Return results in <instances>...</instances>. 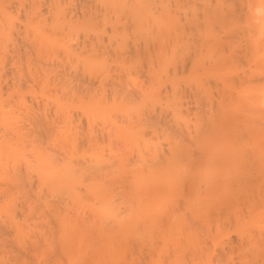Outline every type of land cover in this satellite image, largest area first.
<instances>
[{"label":"rangeland","instance_id":"1","mask_svg":"<svg viewBox=\"0 0 264 264\" xmlns=\"http://www.w3.org/2000/svg\"><path fill=\"white\" fill-rule=\"evenodd\" d=\"M3 1V2H2ZM4 1H6V0H1V2H0V7H7V10H8V7H9V9H10V6L12 7V5L14 6V8L13 9H15V6H17L16 8L17 9H15V10H13L12 8V10H13V12L12 11H7V10H4V8H0V15L2 14V18L0 17V20L2 21H4V23L2 24V22L0 21V25L2 26V28L4 29V30H2V28L0 29V35L2 36V34H3V36H2V39L0 38V52L2 51L4 54H6V52H7V56L6 55H4L5 56V58L6 59H8V57H9V53L11 52V51H13L12 49L13 48H15V45L17 44V49H22V46L21 45H23V43L21 42V41H25L24 42V45H25V43H26V45H27V39L28 40H30L31 41V39H32V37H35V35H36V29H38V27H42V26H39L38 25V23H37V25H36V22H34L33 23V21L31 20V22L33 23H31V25H36V26H38V27H36L35 26V28H34V26L32 27L31 25H30V23H29V25H28V22H30V19H32V15H30V14H32L31 12H33V10H34V13H36L37 14V12H35L36 10L38 11L39 10V8L37 9V7H40V5L42 4V2H43V5H42V10H43V7L45 6V4H47L46 2V0H45V2L43 1V0H41L42 2H40L41 4L39 5V2L38 1H35L36 2V5L38 4L39 6H36V5H34V3L32 2V0H28L29 1V3H28V1L26 0V2H25V0H17V1H19L18 3H17V5H16V3L15 4H13L12 2H13V0L10 2L9 0H7L8 1V3H4ZM16 1V0H15ZM16 1V2H17ZM40 1V0H39ZM89 1H95V0H89ZM189 1V0H188ZM206 1V0H205ZM204 1V2H205ZM208 1H210V4H212V0H208ZM221 1V0H220ZM219 1V2H220ZM223 1V0H222ZM220 2V3H218V2H215V3H213L212 5H214L215 7H212V5H209V3L208 4H205L204 2H203V0H198L196 3H200V2H203V4L202 5H206V7L205 6H203L204 7V13L201 11V10H203V7H201V4H194V6L195 5H198L200 8H201V10H199V9H197V10H199V11H197L196 9V14H197V12L198 13H200L201 14V12L203 13V14H201V16L202 15H204L203 16V18H205V17H207V15L210 17V19L211 18H213V20L211 21V22H209V23H211V24H208V21L210 20L208 17V20L205 18V19H203L202 18V20H199V19H201V18H199L200 17V14H199V17H197L198 15H194L193 14V12H194V10H193V12L191 11V9H190V7H189V3H186V4H188V5H185L184 3H183V0H177L176 1V7H175V5L173 6H171V9H172V15H173V17H175V18H177V19H179V21H180V23H181V25L183 24H185V27H186V25L188 24L189 25V27H191V30L190 29H188V31H189V33H187V31L183 28L184 26L182 25V28L184 29V31H183V29H182V37L184 38V36H185V38H187V39H185V40H187V41H184V43H186V44H184V45H181V47L180 48H178L179 50H176L175 52H174V54L173 55H171L170 53H168V56H169V59L167 60V62L166 63H168V66H167V68L169 69V74L168 75H170L172 72V67L173 66H177V68L179 67V63H180V60L183 58V57H186V55H189L190 56V59L192 58V62L189 64L190 66V68H187V66H188V64H186L185 65V68H184V70L183 71H181L179 68V70L180 71H177L178 69L176 68V71H175V74H171V77L167 80V81H163L165 84L164 85H167L168 87L170 86V88L172 87L174 90H176V92H175V102L173 103V106L171 105L172 104V101L174 100H170V102H171V104L169 105V108H171V110H170V112H172V108H174V110L173 111H175V109H176V111H175V113H177V114H175V115H177V116H175V121H173V122H175V123H173V124H175L176 125V128H177V131L179 130L180 132V134H179V136H178V134H177V138H180L181 137V139L184 141H181V142H183V143H185L186 141H188V145L191 143V141H192V143L191 144H193V145H191V146H189V148L190 149H194V151L196 152L197 151V149H199V147H197V145L195 144L194 145V141L193 140H195L194 138H196V130H197V126H199L200 124H201V122H203V121H201V120H204V118L206 117L207 119H210V117H212L211 119H214L215 121H217V120H219V119H222V117L223 116H225V119H226V117H227V119H228V117L229 118H234L235 117V114H236V109L235 108H237L236 107V96H237V83H236V73H237V66H236V55H235V38H236V35H237V26H238V24L237 23H239L238 21V16L236 17V15H238L240 12L241 13H243V10H245L244 12H246V10H248V8L246 9V7H245V9H243L244 7H242V8H240V6L241 5H238V3H240L239 2V0H230L231 1V3L229 2V0H225V2L223 1V2ZM234 1L235 2H238V3H235L234 4ZM245 1V0H244ZM21 2H22V4L24 3V4H28V6H32V5H34V6H32L31 8L30 7H28L27 5H24L23 4V8L22 7H20L21 9H23V11L25 12V10L27 9V8H25L24 9V7H28V8H30V9H28V10H26V12L28 11V17H29V21H25V20H28V18H27V16L26 15H24V14H26V13H22V15H20V17H18V15L17 14H21V12H23L22 10L20 11V8H19V10H18V7L20 6V5H22L21 4ZM31 2V3H30ZM74 2H76V0H74ZM153 2V4L151 5V8L154 10L155 8H154V6L155 5H159L160 3H159V1H152ZM193 2V1H192ZM194 2H195V0H194ZM193 2V3H194ZM12 3V4H11ZM33 3V4H32ZM45 3V4H44ZM191 3V2H190ZM217 3H218V5H217ZM5 4V5H4ZM18 4H20L19 6H18ZM30 4H32V5H30ZM221 4V8L219 9V5ZM224 4V5H223ZM231 4V5H230ZM3 5V6H2ZM207 5H209V6H211V10H212V8L214 9V11H215V14H213V12L212 11H210V12H208V10L210 9ZM233 5H235V6H233ZM264 5V4H263ZM46 6H48V4L46 5ZM45 6V7H46ZM193 6V5H192ZM191 6V7H192ZM194 6L192 7V8H194ZM225 8H224V7ZM228 6H230V7H228ZM256 6V5H255ZM255 6L253 7L254 9H255ZM44 7V8H45ZM189 7V8H188ZM33 8H35V9H33ZM41 8V7H40ZM174 8L176 9V11L174 10ZM195 8H198V7H196L195 6ZM208 9L207 11L205 10V9ZM224 8V9H223ZM242 10H240V9ZM259 8V7H258ZM32 9V10H31ZM217 9H219V13L220 14H222V18H220L221 16H220V14L219 13H217L216 12V10ZM222 9V10H221ZM230 11H229V10ZM232 9L234 10V13L232 12V14H233V16H231L232 14L230 13L231 11H232ZM256 9H257V7H256ZM45 10H47L48 11V7H47V9L45 8ZM151 10V9H150ZM152 10V11H153ZM227 11V17H228V20H229V22L227 21V19H225L224 21H225V23H224V21L222 20V19H224V18H226V17H224V14H226V12L224 13V11ZM6 11L8 12V14L10 15L11 14V16H9L7 13H6ZM15 11V12H14ZM20 11V12H19ZM40 11V10H39ZM46 11V12H47ZM148 11H149V9H148ZM147 11V13H149L150 14V12H148ZM151 11V12H152ZM201 11V12H200ZM239 11V12H238ZM17 12H19V13H17ZM41 12V11H40ZM191 12H192V15H191ZM211 12H212V14L213 15H216V17L217 18H215V16H213V15H211ZM16 13V14H15ZM41 13H44L45 14V11L44 12H41ZM52 13V14H51ZM51 13L49 14V13H46L47 15L49 14V15H52V17L51 16H47V15H44L45 17H47V19L49 20V21H51L52 20V18H53V16H54V14H53V10L51 11ZM146 13V14H147ZM238 13V14H237ZM3 14H6V20H5V17H4V15ZM149 14H148V16H149ZM183 14H185L186 15V17H189V16H187V15H190L191 17H193V15H194V18H191L190 20H191V22L190 23H192V24H190L189 22H187V24H186V21L185 20H189V18H184L183 16ZM219 14V15H218ZM23 16V17H22ZM25 16V17H24ZM230 16V17H229ZM7 17H8V19L9 18H16L17 17V19H18V21L15 19H9L11 22L12 21H16V24H15V26L17 25V22L19 23L18 25L19 26H21V24H20V20L21 21H24L22 24H25V22H26V24L28 25H24L26 28L27 27H31V29L30 28H28V29H30V32H28V35L26 34L27 32H26V30H25V32H24V28H19L18 26H16V27H18V28H16V27H14V23L12 22V24L11 23H9L10 21H8L7 20ZM23 19H25V20H23ZM43 17V16H42ZM51 19H49V18ZM152 17V16H151ZM219 17V18H218ZM147 18H150V17H145L144 18V20L142 21V27L144 26V21L146 22L147 20L151 23L152 22V20L151 19H147ZM197 18V19H196ZM199 18V19H198ZM231 18V19H230ZM20 19V20H19ZM78 19V18H77ZM76 19V20H77ZM79 19H81V18H79ZM79 19H78V22H75V23H73L74 24V27L76 26L77 27V29L81 32L83 29H84V31H85V29H87L86 31H87V33H88V28H91V29H93L92 27H88L87 28V26L85 27V28H82V26H81V23L79 24ZM147 19V20H146ZM185 19V20H184ZM192 19H194V21H195V24H193L194 22H193V20ZM48 20H46L47 21V23H45V25H46V27H50V26H48V25H50V24H48ZM67 20V19H66ZM75 20V19H74ZM74 20L72 21V22H74ZM75 20V21H76ZM203 20H204V22H203ZM34 21H35V19H34ZM98 21V20H97ZM148 21L145 23L146 24V26H148V25H151L150 23H148ZM183 21L185 22V23H183ZM199 21H200V23H199ZM222 21H223V24H222ZM226 21L228 22V23H226ZM5 22H6V24H5ZM7 22L9 23L8 25H10V28L12 27V30H13V27L15 28L14 30L15 31H11L10 30V28L8 27V25H7ZM41 22H43V21H41ZM45 22V21H44ZM43 22V23H44ZM66 21H64V26H63V29L67 26L66 24H69V23H65ZM202 22V23H201ZM213 22V23H212ZM43 23H41V25L43 24ZM100 24L102 23L101 22V20H100V22H99ZM99 23H97V27H99L98 29H100V26L98 25ZM111 22H109L108 23V21H107V24H105V26H107L108 27V32H111V28L109 27V26H111V24H110ZM174 23H175V25H174V27H177V23H176V19L174 20ZM199 23V24H198ZM207 23V24H206ZM230 23V24H229ZM5 24V25H4ZM48 24V25H47ZM77 24V25H76ZM81 26V28L79 27V25ZM108 24H109V26H108ZM148 24V25H147ZM205 24H206V26H205ZM7 25V26H6ZM13 25V26H12ZM45 25H43V27L42 28H45V30H46V27H44ZM93 25H95V24H93ZM188 25H187V27H188ZM198 25V26H197ZM202 27H201V26ZM209 25V26H208ZM223 25V26H222ZM0 26V27H1ZM6 27V28H4V27ZM102 26H104V22H103V24H102ZM105 26H104V28H105ZM204 26V27H203ZM208 26V28L206 29V27ZM228 26V27H227ZM73 27V29L75 30L76 29V27L74 28ZM95 29L97 28L96 27V25L95 26H93ZM186 27V28H187ZM194 27V28H193ZM204 28V29H201V28ZM237 27V28H236ZM9 30H8V29ZM33 28V29H32ZM48 28H47V30L46 31H49L48 30ZM51 28V27H50ZM67 28V31L66 30H63L62 32H64L63 33V36H61V35H58V37H57V34L58 33H54L53 34V32H51V30L49 31V32H51L50 34H52L53 36H54V38H53V36L52 35H47L48 37L49 36H51V37H49L50 39V41H52L53 42V40L56 42V43H52V42H49V44L47 43L48 41H46L45 43H46V45H48V48H50V45H52L51 46V48L50 49H47V48H45V46H43V48L45 49V52H47L48 53V50H51L48 54L47 53H44V50H43V52H42V55H43V57L45 58H43V62H44V65H45V63L48 61V55L51 53V52H53L51 55L52 56H56L55 58H57V60L58 59H64L65 57V59H69V54L71 55V54H73V56H71L70 58L71 59H73V57H74V59H75V57L77 56V54H79L78 53V51H80V49L83 51V49L85 48V47H83L82 48V45L80 46V49L79 50H77L76 49V46H79V45H77V44H75V43H77L76 41L77 40H84V38H80L79 36H81L82 34L85 36L86 35V31L83 33V32H81V35H79L80 33H78V35H77V33H75L76 32V30H75V32H74V30L73 29H71L70 28V30H69V28H68V26L66 27ZM65 28V29H66ZM102 28V27H101ZM110 28V29H109ZM145 29L147 28V27H144ZM195 28H200V30L202 31V30H204V31H202V33H203V36L204 35H206V36H204V38H206L205 40H204V44H200V45H198L197 43L199 42L197 39L195 40V39H193L194 37L195 38H197V32H196V30L197 29H195ZM5 29H6V31H5ZM16 29H20L19 31H22L21 32V35H19V36H22L23 38H24V36L22 35V33L25 35V36H27L28 38H26V40L25 39H20V38H18V35H16V37H14L15 35H14V32L15 33H17V30ZM80 29H82V30H80ZM98 29H97V31H95V32H98ZM106 29V28H105ZM104 29V30H105ZM131 29V28H130ZM130 29H127V30H129L130 31ZM143 29V28H142ZM141 29V30H142ZM145 29H143V31L145 30ZM147 29H149V28H147ZM193 29H194V31H195V33H194V31H193ZM206 29V30H205ZM33 30V31H32ZM34 30H35V32H34ZM69 30V31H68ZM90 30V29H89ZM102 30H103V28H102ZM101 30V31H102ZM103 30V31H104ZM107 30V29H106ZM120 30V29H119ZM133 30V29H132ZM2 31L5 33V36H4V33H2ZM9 31H10V33H9ZM18 31V33L20 34V32ZM28 31V30H27ZM31 31H32V33H31ZM66 31V32H65ZM91 31V30H90ZM186 31V35H185V33H183V32H185ZM208 31H209V33H208ZM13 32V33H12ZM49 32H47V33H49ZM58 32V31H57ZM62 32L60 31L59 33L60 34H62ZM68 32H70V35H69V33ZM78 32V31H77ZM94 32V30H92V32H89L88 34H89V37H91L92 36V34H91V36H90V33H93ZM108 32H106V34L108 33ZM126 32V34L127 33H129V32H127V31H125ZM134 32V31H133ZM133 32H131L130 31V35H132L134 38H135V35L137 34H134ZM146 32H148L147 30H145V33ZM191 32H193V35L192 34H190ZM8 33V34H7ZM17 33V34H18ZM118 33H121V32H118ZM134 35H133V34ZM12 35V36H10V35ZM87 34V35H88ZM116 34V33H115ZM129 34H127V35H129ZM143 33H141V35H142ZM192 35V36H190V35ZM10 36V37H12V39L13 38H17V41H18V39L20 40V41H18V43L16 42V41H14V42H16V43H12V41L13 40H15V39H11V41H9V42H11L12 44H13V46H12V44H11V46H12V48H11V46H9V44H8V42L6 43V42H4V41H8V40H10V38L8 39V37L7 36ZM30 35H32V37L30 36ZM67 35H68V37H70L71 35H72V39L75 41V43L73 44L72 43V39L71 38H69L70 39V42H68V38H67ZM73 35H74V38L75 37H78V39H74L73 38ZM77 35V36H76ZM82 35V37H84ZM87 35L85 36L86 38H85V40H86V42H87V44H88V37H87ZM95 36H96V34H94ZM101 35V34H100ZM105 35V34H104ZM104 35H102V36H104ZM125 34L123 33L122 34V36L123 37H125L124 39H126V38H128L126 35L124 36ZM130 35H129V37H130ZM146 35V34H145ZM187 35H189V36H187ZM208 35V36H207ZM29 36H30V38H29ZM64 36H66L65 38H64ZM98 34H97V36L95 37L96 39H97V41L99 42V41H103V37H102V39H99L100 38V36H99V38H98ZM108 36H111V33H110V35H108ZM113 36V35H112ZM115 36V35H114ZM118 36V35H117ZM117 36H115V37H111L112 39H109V42H110V40H111V42H113V45L115 46V44H114V41H112L113 40V38H115L116 39V37ZM121 36V37H122ZM131 36V37H132ZM138 35H136V37H137ZM143 36V35H142ZM187 36V37H186ZM5 37V38H4ZM59 37H61V39H63V42H62V40L59 38ZM63 37V38H62ZM92 37H94V36H92ZM91 37V40L89 41V44L88 45H90V46H92L93 44H94V42H93V40L92 39H94V38H92ZM145 37V36H144ZM189 37L192 39V41H193V43H192V41L191 40H189L188 41V39H189ZM52 38H53V40H52ZM59 38V40H61L60 41V43H61V45H63V48H62V46L60 45V43L59 42H57L58 40L57 39ZM80 38V39H79ZM104 38H105V36H104ZM118 38H120L119 36L117 37V39H116V44L118 43V42H124L123 41V38H121V39H118ZM134 38L131 40L130 39V41L132 42L133 40H134ZM143 38V37H142ZM65 39V40H64ZM90 39V38H89ZM99 39V40H98ZM107 39H108V37H106V42H107ZM136 39V38H135ZM2 40V41H1ZM67 40V41H66ZM128 40V39H127ZM30 41H28V42H30ZM33 41V40H32ZM30 42L28 45H29V48H31V45H32V43H34V42ZM73 41V42H74ZM93 42V44L91 45L90 44V42ZM95 41V40H94ZM118 41V42H117ZM191 41V42H190ZM216 41H217V43H216ZM6 43L5 45H4V43ZM19 42H21L22 44L20 45V43ZM65 42H66V45H65ZM68 42V43H67ZM80 42V41H79ZM86 42H85V44H86ZM96 42V41H95ZM101 42H100V44H101ZM127 42H129V40L127 41ZM126 42V44L125 43H123V45H122V43L121 44H119L120 45V50L119 49H115L116 51H114L113 50V48H112V43H108V45L109 44H111L110 46H108V48H112V49H110L109 51H114L113 52V54L116 52V53H118V51H121V52H123V50L126 48V46H128V45H130L131 46V43L129 42V44ZM212 42H214V44L212 43ZM3 43V44H2ZM58 43V44H57ZM70 43V44H69ZM97 43V42H96ZM94 44L93 46H95L96 45V48H97V46L98 45H100V44ZM103 44H104V48H105V44H107V43H105V41L104 42H102ZM133 43V42H132ZM8 44V45H7ZM31 44V45H30ZM56 44H57V46H56ZM67 44H69L70 45V48L71 49H69V46L67 45ZM73 44V46H71ZM215 44H217V45H215ZM18 45H19V48H18ZM28 45H27V49H24V46H23V50L24 51H20V52H24V54L26 55V53H27V55L29 56V54L28 53H30V55H35V53H37L35 50V46H36V44H33V48H31V49H34V50H28L29 48H28ZM35 45V46H34ZM55 46V48H57V49H55L54 48V46ZM58 45H59V48H58ZM75 45V46H74ZM124 45H126L125 46V48L123 49V50H121L122 48H123V46ZM8 46H9V48H10V50L9 49H7L8 48ZM60 46H61V48L62 49H60ZM86 46V45H85ZM90 46H89V49H87L88 48V46H86V49H84V51H85V54H83L82 53V51H81V53L79 54V55H82V56H84V55H87L88 53H89V55L91 56L92 54H94V52L91 54V52H88V51H90L91 49H93V48H91L90 49ZM101 46H103V45H100V48H101ZM107 46H106V49H108L107 48ZM121 46H122V48H121ZM130 46H128V48L130 47ZM217 46H218V48H217ZM66 48H68L67 49V52H68V54H67V52L65 51L66 50ZM72 48H75L76 50H77V53H76V51L75 50H73L72 51ZM214 48H216V49H214ZM95 49V48H94ZM10 51L9 53H8V51ZM16 50V49H15ZM14 50V53H16L15 54V56H17V52H18V55L20 54V52H19V50L16 52ZM26 50H28V51H26ZM53 50V51H52ZM55 50H56V52L57 53H55ZM62 50H63V52L65 53V55H63V53H62ZM97 50V51H96ZM100 50H102V53H103V50H105V49H100ZM118 50V51H117ZM216 50V51H215ZM25 51H26V53H25ZM35 53H34V52ZM58 51H60L59 53L60 54H58ZM75 51V52H74ZM83 51V52H84ZM96 53L99 51V48H97V49H95L94 50ZM106 51V50H105ZM31 52H33V54H31ZM71 52V53H70ZM73 52V53H72ZM87 52V53H86ZM107 52H108V50H107ZM12 54H13V52H11ZM55 53V54H54ZM74 53H76V55L74 54ZM104 53H106V52H104ZM103 53V54H104ZM110 53V54H109ZM112 52H108V53H106V55L108 54V55H110L109 57L107 56V59H106V55L104 54H102V56L101 55H99L98 57L96 56V55H98V54H100V51H99V53L98 54H95V55H92V56H96V57H93V58H95L94 60H96L97 58V61H96V63H95V61H93V59H92V61L94 62L93 63V65H92V62H91V65L92 66H88V68H87V64H84L85 62H86V59L85 58H81L82 56H77L78 58L80 57V59L82 60V59H84V63H82L81 61V63H78V64H81V65H83L84 64V66H82V68L84 69H82V68H80L79 66L80 65H78L77 67H79L78 68V71H79V73L77 72V74H78V77H77V83H75L76 84V86H75V84L73 85L72 84V86H74L73 88H71L72 86L70 85V84H68L67 82H65V81H67V79L68 80H70L71 78L73 79V75L72 74H70L71 73V71H70V67L68 66V64H66V63H68V61L70 60H66V61H62V60H58V62L59 61H61V62H63V64L62 65H64V63H65V66L68 68V71H70L69 72V74L72 76L70 79H69V77H70V75H64L63 76V73L61 72L62 71V68H59V66H61V63L59 62V64H58V62H57V64H56V59L54 58V57H51V56H49V62H47V64H48V66H49V64H53L54 66H51L50 65V70L52 71V70H54L53 72H51L49 69H48V72L50 71V73L52 74V73H54V74H52V76H56L57 78H58V76L61 78H59L60 79V81L63 79V77L65 78L66 77V79L64 80L63 79V81H57V83H55V81L56 80H58V79H55L54 78V82L53 81H51V79H50V81H51V83H49L48 81H49V79H48V84H47V82L45 81V80H47V79H44V77L46 76V78H50V76L49 75H51V74H47V70L45 71V69L42 67L43 66V62L42 63H40L41 61H38L37 62V60L36 61H34V60H30V59H34V56L31 58V56H25V55H23V56H25L24 57V61L25 62H27V63H25V62H23V60H20L19 58L21 57V55H19V58H18V56H17V58L15 59V57L13 58V55L11 54L10 56H12V57H10L8 60H10V61H8L7 62V64H9L10 65V67H6V70H9V68L12 70L13 68H15L14 69V72L15 71H17V69H18V64H19V69H21V70H19V72L21 73V74H23V76L21 75V77H23V78H21L19 75H17V77L19 76L20 78H18L17 79V77H16V79L17 80H19L18 82L20 83L21 81L20 80H23V82H24V84H23V89H22V87L21 86H19L20 87V89H18L19 87L17 86V82L14 80L15 78H14V76H15V73L17 74V73H19L18 71L17 72H13V71H11V70H9L11 73H12V76H13V78H11L10 76H8V74L7 73H9V72H6L5 70V72L2 70H0V77H1V79H3V77L5 76V78H6V82L9 80V79H7V78H10V79H12L10 82H7V83H9V84H13V81H15V88H14V84L12 85V88H13V91L11 90L10 91V89H12L10 86L11 85H9V88H8V86L6 85L7 83L6 82H4L2 85L0 84V86H7V91H6V89L4 90L2 87H1V89L0 90H4V92L3 91H1L0 93H2L3 92V94L1 95L0 94V140H1V142H0V264H42V263H44V264H69L70 263V261H71V264L73 263V262H75V264H78L77 262H79V264H80V261L82 260V259H84V258H82V257H84V254L82 253V252H84L85 253V251L88 249L87 247L90 245V240L91 241H98V244H99V242H104V244L106 243V245L107 244H111V245H114L115 243L117 244V247L119 248H122V250H124V251H122L121 249H119L120 250V252L122 253L121 255H120V253H119V255H118V252H119V250H118V248H117V251L115 250L116 249V247L114 248V251H116L115 253H116V256H115V259L113 260V262H111V263H115V264H117V263H121V264H130V263H128L129 261H130V258H131V256H127V257H125V255L124 254H128V255H130V251L129 250H127L126 248H128V245H127V243H129L132 239V241L134 242V239L137 237V234H138V236L140 235V229L139 228H141V227H143L144 225H146V224H144L143 225V223H145L146 221H145V219H146V213L148 214V215H151L150 213V211H154V210H151V208L153 207V206H151V204L149 203L148 204V207H147V209L149 210H146V207H145V204H147V203H143V202H146V200H147V198H146V200L145 201H142V204H140V207L142 208V209H140V207L138 208L136 205V207H134V208H137V209H135L136 211H135V216L136 217H138V216H140L141 214V217L142 218H140V217H138L139 218V220H138V218L137 219H135L134 220V218H136V217H134V215H127L126 216V214L128 213V211H129V208L131 207L130 205L132 204L133 205V203H135L137 200H141V198H142V200H144V198L143 197H145V196H143V194H141L142 192L141 191H143V193H145V192H148L149 191V188L147 189V187H150L151 185H148V181L150 182V180L149 179H154L153 181L155 182V180L156 179H159V177L157 178V177H155V178H151V177H153V175H155V173L152 175V173H151V168L153 169V167H150L151 166V164H152V162H151V159H152V161H155V159H156V155H157V157L160 155L159 153H162V151H163V149L165 148L166 149V146H167V143H168V137L169 136H167L166 134H163V132L165 131V130H162V131H160L161 129H159V127H156V126H158V125H156L155 126V128L153 127L154 126V124H152L151 125V123H149V122H144V121H142V122H139V123H137L136 125H137V127H136V125H135V127H134V129H132V128H130V129H126L125 128V125L126 124H128L129 123V120H131V121H133V122H136L137 121V117H139V116H143L142 115V112H143V114H144V112H146L147 111V109L148 108H150L151 107V105L152 104H154V103H156V104H159L161 107H166L167 106V104H165L164 102L166 101L162 96L163 95H165V90H164V85H162L161 84V89L159 88V90L158 89H156L155 90V92L154 93H156L157 95H158V97L156 96V94H155V96L154 97H157V98H154V97H152V98H154L155 100H154V102L152 101L153 99L151 98H145L144 100H140V99H142V98H139L138 96H139V91H138V89H140V84L139 83H141L143 86H141V88H142V90L143 89H146L148 86V83L149 82H147V80H148V78L147 77H145V76H143L147 71L145 70L146 68L144 67V66H146V61H145V57L143 58V59H141L142 60V62H139L140 64H138V65H136L137 66V68H136V66H134L136 69H139V72L137 71V72H135V71H133V70H135L134 69V67H132V66H129V65H127L126 67L125 66H122L123 67V69L125 70H123V69H119V67H120V65L118 64V66L117 65H114L115 63H117V60H116V58H115V60H113L114 59V56H116V53L114 54V56L111 54ZM2 54V53H1ZM57 54V55H56ZM38 54H36L35 55V58H36V56H37ZM44 55H46V56H44ZM58 55H59V57H58ZM63 55V56H62ZM23 56H22V58H23ZM61 56H62V58H61ZM105 57L104 59H105V61H107L106 63H104L103 61H102V57ZM38 57V56H37ZM47 57V58H46ZM50 57H51V59H50ZM77 57H76V59H77ZM85 57V56H84ZM11 58H13L14 60H15V63L17 64V65H15L14 66V64L12 63V62H14V60L11 62ZM21 58V59H22ZM26 58H29V60L28 59H26ZM39 59L41 58V57H38ZM52 58H53V61H54V59H55V61L54 62H52V61H50V60H52ZM100 58H102V59H100ZM111 59V61H109V59ZM37 59V58H36ZM42 59V58H41ZM64 59V60H65ZM73 59V60H74ZM79 59V60H80ZM100 59V60H99ZM220 59V60H219ZM28 60V61H27ZM47 60V61H46ZM72 60V61H73ZM99 60V61H98ZM21 62V63H18V62ZM71 60H70V62H69V64H72V63H74V64H76L77 65V63H75V62H72ZM75 61V60H74ZM115 61V62H114ZM216 61H217V63H216ZM32 63V65H34L35 64V62H37V64H35L33 67L35 68L36 67V69H34L33 67H32V65L31 64H29V65H26V64H28V63ZM52 62V63H51ZM77 62V61H76ZM99 62H101V65L99 64V65H95V64H98ZM103 62V63H102ZM110 62H111V64H110ZM11 63H12V65H11ZM25 63V64H24ZM38 63H40L41 64V68H43V70L44 71H42V69L40 68V65L38 64ZM87 63V62H86ZM89 63V62H88ZM107 63H109L108 64V66H107ZM114 63V64H113ZM141 63H142V66L144 67H140V68H138V66L139 65H141ZM189 63V62H188ZM22 64H24V67L22 66L21 67V65ZM39 66V67H37V66ZM56 65H59V66H56ZM85 65H86V67H85ZM90 65V64H89ZM112 65V66H111ZM114 65V66H113ZM126 65V64H125ZM7 66V65H6ZM12 66H14L13 68H12ZM95 68H94V67ZM99 68V66H100V69H98L97 67ZM110 66V67H109ZM25 67H30L31 69H30V71L33 73V71H34V73L35 74H37V75H34V76H38V79L37 78H34V76L32 75V73L31 72H29V69H26ZM56 68L57 67V69H58V71L60 70V72H58L56 69H54V68ZM63 67V66H62ZM93 68V69H90V68ZM102 67V68H101ZM115 67V68H114ZM132 67V68H131ZM8 68V69H7ZM17 68V69H16ZM22 68H23V70H24V68L26 69V74H25V71H24V73H22L21 71H22ZM96 68H97V71H96ZM104 68H106L105 70H104ZM117 68V69H116ZM32 69H34V70H32ZM40 69V73L42 72L43 73V75L44 76H42L43 77V80H42V77H41V80L39 79V77H40V75H38V74H40L37 70H39ZM65 69L66 68H63V70H64V72H65V74H68V71H65ZM80 69V70H79ZM81 69H82V73H83V71H86V73H83L82 75L84 76V78H83V76L80 74L81 72ZM86 69H88V70H86ZM128 71H127V70ZM131 69H133L132 70V72H131ZM142 69H144V70H142ZM36 70V71H35ZM57 72H56V71ZM67 70V69H66ZM90 70V71H89ZM92 70H93V72H92ZM107 70V71H106ZM120 70V71H119ZM104 71V72H103ZM112 71H113V73L116 75V77H115V75L112 73ZM127 71V72H126ZM145 71V73H143ZM1 72L3 73L4 72V75L3 74H1ZM67 72V73H66ZM91 73V75L89 74V73ZM117 72V73H116ZM118 72H121L120 73V75H122V77L119 75V73ZM128 72H130V75H131V79H130V75H129V73ZM176 72H178L177 74H176ZM28 73H30V74H28ZM33 73V74H34ZM46 73V74H45ZM59 75H58V74ZM60 73L62 74L61 76H60ZM88 73V75H86ZM98 74L97 76H96V74ZM125 75H124V74ZM127 73V74H126ZM143 73V74H142ZM6 74V75H5ZM108 75V77H106L105 75ZM109 74H110V76H109ZM141 74V75H140ZM163 75H165L164 73H162ZM11 75V74H10ZM25 75H27V76H25ZM31 75L33 76V80L35 79V81H33L32 80V77H31ZM48 75V76H47ZM79 75H81V76H79ZM90 75V76H89ZM94 77H93V76ZM120 77H119V76ZM124 75V76H123ZM127 75H128V78H127ZM139 75V76H138ZM145 75H147V73L145 74ZM3 76V77H2ZM7 76V77H6ZM69 76V77H68ZM87 76H89L90 78H91V80L90 79H88V80H90V84L92 83V84H94V81H95V86L94 85H92L91 84V86H89L88 85V83H89V81L85 78V77H87ZM126 76V78H124ZM136 76H137V78H136ZM25 77H27L28 78V80H26V78ZM29 77H31V79L29 78ZM83 78L84 79V81L83 82H81L80 83V79L78 80V78ZM96 77H98L99 78V80L102 82V84H101V82L100 81H97L98 80V78H96ZM102 77V78H101ZM113 77V78H112ZM142 77V78H141ZM52 78V77H51ZM94 78H96V80H94ZM111 78V79H110ZM115 78V79H114ZM116 78H119V79H117L116 80ZM120 78H122V79H120ZM136 78V79H135ZM70 80V81H68V82H73V80ZM85 79L87 80L86 82H88V83H86V87H90V89L88 90V88H84V86H85ZM108 81H107V80ZM140 79V80H139ZM142 79V80H141ZM163 79V78H162ZM25 80L26 81H28L29 82V80L32 82H34V84H35V86L34 85H32V84H30L31 82H27V84H26V86L27 85H30V87H26L25 86ZM36 80L38 81H40L41 82V85L39 84V81L38 82H36ZM53 80V79H52ZM74 80H75V77H74ZM105 80V81H104ZM120 80V82L121 81H124V83H126V84H123L122 85V87L123 88H129V90H137L138 92H136V96H137V98H135L136 96H134V95H130V97H128V98H124V100L122 99H120V97H118V95H117V97H116V100H117V98L120 100H118L117 102L118 103H116V100H115V98L113 99V97H115V96H113L112 94H114V92H115V90H116V88H118V84H117V82ZM127 80V81H126ZM139 81V83H138V81ZM4 81V80H3ZM78 81H79V84H80V88H79V86H77V84H78ZM82 81V80H81ZM116 83H115V82ZM129 81V82H128ZM135 81V82H134ZM140 81H142V82H140ZM143 81H144V83H143ZM147 83H146V82ZM2 82V80L0 81V83ZM23 82H21L19 85H22V83ZM32 82V83H33ZM36 82V83H35ZM43 82V83H42ZM52 82L53 83H55V85H57V86H55V85H53L52 84ZM107 82V83H106ZM120 82H119V84H120ZM138 84H137V83ZM6 83V84H5ZM38 83V84H37ZM129 83V84H128ZM135 83V84H134ZM52 84V85H51ZM115 84V86H113ZM45 85V86H44ZM88 85V86H87ZM117 85V86H116ZM137 85L139 86V87H137ZM146 85V86H145ZM24 86L27 88V89H25L24 88ZM49 86V87H48ZM59 86V87H58ZM69 86H71V87H69ZM128 86H131V87H128ZM42 87V88H41ZM120 87H121V85H120ZM132 87L134 88V87H136L135 89H132ZM155 87H156V85H155ZM46 88V89H45ZM71 88V89H70ZM157 88V87H156ZM55 89H57V90H55ZM73 89V91L75 90V93L76 92H78V90H79V92L78 93H80L79 94V96H78V94H74L73 96H72V99L74 100L73 102L72 101H70V99H67V100H69L68 102H67V100L65 99V98H67V95H68V97H71V94L70 93H72V92H68V91H70V90H72ZM92 89V90H91ZM153 89H155V88H153ZM153 89H152V92H153ZM16 90H20V91H16ZM22 90V91H21ZM84 90V91H83ZM142 90H140L141 92H142ZM158 90V91H157ZM83 91V92H82ZM86 91H88V93L90 92V95L92 94L93 96H94V99L92 100V98H93V96L92 97H88V96H90L89 94H86L87 92ZM157 91V92H156ZM8 92V93H7ZM20 92L22 93V94H20ZM67 92V94L65 95V93ZM85 92V93H84ZM141 92H140V94H141ZM150 92V91H149ZM5 93H6V95H5ZM69 93V94H68ZM154 93H153V95H154ZM10 94V96H12V97H10L9 98V96L8 95ZM19 94H20V96H22V97H20V99H18L19 98ZM95 94V95H94ZM152 94V93H151ZM179 94V95H178ZM4 95V96H3ZM63 95H64V97H63ZM83 95V96H82ZM30 96H32V97H34V98H31ZM82 96V97H81ZM86 96H87V98H86ZM113 96V97H112ZM135 98V99H133V100H131L130 98ZM4 97V98H3ZM180 97V98H179ZM8 98V99H7ZM62 98H64V101H63V99ZM89 98V99H88ZM3 99V100H2ZM29 99H30V101H29ZM38 99V100H37ZM58 99V100H57ZM71 99V100H72ZM127 99H128V101H127ZM130 99V100H129ZM147 99V100H146ZM160 99V100H159ZM66 100V101H65ZM138 100V101H137ZM139 100H140V102H139ZM163 100H165V101H163ZM8 101V102H7ZM26 102V105H25V102ZM42 101V102H41ZM58 101V102H57ZM121 101H122V103H121ZM130 101H132V102H130ZM133 101H135V102H133ZM223 101V102H222ZM72 102V103H71ZM137 102H139V103H137ZM161 102V103H160ZM57 103V104H56ZM175 103H176V105H175ZM223 103V104H222ZM38 104V105H37ZM61 104H62V106H61ZM23 106V108H22V106ZM40 105V106H39ZM46 107H45V106ZM58 107H57V106ZM175 105V106H174ZM221 105V106H220ZM26 108H25V107ZM33 106H35V107H33ZM56 106V107H55ZM61 106V107H60ZM177 106V107H176ZM206 108V109H203L204 107ZM222 106H224V107H222ZM36 107H37V109H36ZM43 109H42V108ZM157 107H158V105H157ZM30 108H33V109H35V110H33V109H30ZM55 108V109H54ZM57 108H59V109H57ZM198 108V109H197ZM199 108H200V110H199ZM21 109V110H20ZM23 109H25V111L23 110ZM38 109H40V110H38ZM46 109V110H45ZM67 109V110H66ZM70 109V110H69ZM202 109V110H201ZM208 109H210L209 111H208ZM221 109V110H220ZM227 109V110H226ZM6 110V111H5ZM36 110H38V111H40V112H35ZM44 111V113L42 112V111ZM58 110V111H57ZM179 110V111H178ZM208 112H207V111ZM236 110V111H235ZM21 111L25 114V116H24V114L23 113H21ZM27 111V112H26ZM61 113H60V112ZM63 111H64V113H63ZM203 111V112H202ZM3 112V113H2ZM31 112V113H30ZM46 112V113H45ZM71 112V113H70ZM200 112V113H199ZM202 112V113H201ZM205 112V113H204ZM223 112H227V113H225V114H223ZM6 113V114H5ZM28 113V114H27ZM35 113H38V114H41L42 116H40V117H37V118H39V119H42L43 117H44V119H45V115H47L46 116V118H48L47 120L45 119L44 121L46 122V124L47 125H45V126H49V124H50V126L49 127H51V124L52 123H49L48 122V120L50 121L51 120V122H53V124H52V130L51 129H49V127H48V133L45 135V131H44V129L43 130H40L41 128H40V125H42L43 123H41L43 120H40V121H38L39 119H37L35 116H38V114H36L35 115ZM70 113V114H69ZM196 113V114H195ZM209 113V114H208ZM235 113V114H234ZM198 114V115H197ZM199 114H200V116H199ZM44 115V116H43ZM67 115V116H66ZM69 115H71V116H69ZM139 115V116H138ZM172 116H174V112H172V114H171ZM195 115H197V116H195ZM202 115V116H201ZM205 115H207V116H205ZM210 115V116H209ZM29 116V117H28ZM34 116V117H33ZM49 116V117H48ZM180 116V118L177 120V118ZM203 116H205V117H203ZM213 116H214V118H213ZM233 116V117H232ZM70 117V118H69ZM194 117H196V119L197 120H199V119H201L199 122L195 119H193ZM197 117H199V119L197 118ZM30 118V119H29ZM34 118H36L37 120H35ZM51 118V119H50ZM65 118V119H64ZM68 118V119H67ZM205 118V119H206ZM224 118V117H223ZM4 119H5V121H4ZM34 119V120H33ZM173 119H174V117H173ZM183 120V122L185 123V125H184V127H183V124L181 125V121ZM193 120L194 121H196V123H195V126H194V122H193ZM35 121H37V122H35ZM43 121V122H44ZM178 121V122H177ZM205 121V120H204ZM263 122H264V120H262ZM8 122V124H6ZM29 122V123H28ZM32 122V123H31ZM44 122V123H45ZM263 122H260L259 123V125L261 124H263ZM33 123L35 124V125H33ZM37 123V124H36ZM49 123V124H48ZM189 124L188 126H187V124ZM193 123V124H192ZM197 123H199V124H197ZM4 124H5V127H4ZM27 124L30 126V128H28L29 126H27ZM177 124H179L180 126H178ZM8 125V126H7ZM38 125V128H40V129H37V127L35 128L34 126H37ZM191 125V126H190ZM43 127H44V125H42ZM187 126V127H186ZM263 127H264V124L262 125ZM191 127H193V130L191 129ZM195 127V128H194ZM9 128V129H8ZM47 128V127H46ZM153 128V129H152ZM180 128V129H179ZM203 128H204V126H203ZM135 129H136V132H135ZM139 129V130H138ZM155 129H156V132H155ZM184 129H186V130H184ZM192 130L191 132H190V130ZM30 130H32L31 132H30ZM35 130H38V131H41V132H37V131H35ZM50 130H51V132H50ZM134 130V131H133ZM186 131V133L184 132V131ZM189 130V131H188ZM209 129H207V133H208V135H210L209 137H208V135L206 136V137H204L202 140H203V142H205L204 141V139L206 138L207 140H206V142H205V144L207 145V144H209L208 143V141H209V139H213L214 138V136H213V132H212V130H209ZM26 131L29 133H26ZM44 133H43V132ZM132 131V132H131ZM139 131V132H138ZM145 131V132H144ZM154 131V132H153ZM203 131H205L204 129H203ZM212 133H211V132ZM134 132L137 134H134ZM184 132V133H183ZM206 132V131H205ZM204 132V133H205ZM34 133V134H33ZM38 133H39V135H38ZM42 133V134H41ZM133 133V134H132ZM165 133V132H164ZM178 133V132H177ZM183 133V134H182ZM194 133V134H193ZM206 133V134H207ZM16 134V135H15ZM139 134V135H138ZM182 134V135H181ZM188 134H190V136L188 135ZM211 134H212V136H213V138H211ZM34 135H35V137H34ZM41 135V136H40ZM46 136L47 137V140H44V138H46V137H44V136ZM96 135L99 137V138H97L96 137ZM141 135V136H140ZM168 135H170V134H168ZM175 135V134H174ZM184 135H185V137H184ZM19 136V137H18ZM40 136L41 137V139H40V137H39V139H38V137ZM137 136H140V137H137ZM194 138H193V137ZM11 137V138H10ZM44 137V138H43ZM172 139H173V137H172V135L170 136ZM20 138V139H19ZM91 138H97L96 140H95V142L93 141V139H91ZM170 138V139H171ZM183 138H185V139H183ZM188 138V139H187ZM193 138V139H192ZM263 138H264V136H263ZM263 138H262V140H263ZM4 139H5V141H4ZM19 139V140H18ZM89 139V141H91V142H87V140ZM170 139H169V141H170ZM180 139V140H181ZM190 139V140H189ZM220 140V141H219ZM218 141L219 142H221V144L220 145H224V144H226V146H229V144L230 143H227L226 141H228V142H230V140H228L227 138H223V140H222V138L221 139H219ZM6 141H7V143H6ZM13 141H14V144H13ZM96 141H98V142H96ZM190 141V142H189ZM4 142L6 143V145L4 144ZM17 142V143H16ZM93 142L95 143V144H93ZM226 142V143H225ZM262 142H264V140L262 141ZM9 143V144H8ZM223 143V144H222ZM10 144H12V145H10ZM205 144H203V145H205ZM216 144L218 145V142H216ZM3 145H4V147H3ZM10 145V147H8ZM216 145V146H217ZM220 145H218V147H222V146H220ZM263 145H264V143H263ZM6 146H7V148H6ZM11 146H13V147H11ZM194 146H196V147H194ZM198 146H201V144L200 145H198ZM16 147V148H15ZM163 147V148H162ZM224 147H225V145H224ZM262 147H264V146H262ZM3 148V149H2ZM5 148V149H4ZM9 148H11V149H9ZM13 148V149H12ZM142 148V149H141ZM2 149V150H1ZM15 149V150H14ZM165 149H164V151H165ZM4 150V151H3ZM140 150V151H139ZM264 150V149H263ZM5 151H7V152H5ZM147 151L149 152V153H147ZM155 151V152H154ZM158 151V152H157ZM161 151V152H160ZM10 152V153H9ZM3 153V154H2ZM9 153V154H8ZM13 155H12V154ZM15 153H17L18 155H19V157L15 154ZM139 153H141V156H140V154ZM144 154V156H146L147 155V157L144 159V160H141V159H139V157L140 158H143L142 156H143V154ZM6 156H5V155ZM23 156H22V155ZM139 155V156H137V155ZM148 154H151V155H148ZM8 155V156H7ZM12 155V156H11ZM20 155H21V157H20ZM38 156V157H37ZM55 156V157H54ZM58 156V157H57ZM150 156V157H149ZM56 157H57V159H56ZM134 157H136V158H134ZM152 157V158H151ZM52 158V159H51ZM55 158V159H54ZM137 158H138V160H137ZM147 158H148V161H145V160H147ZM13 159V160H12ZM36 159V160H35ZM44 159H46V160H44ZM48 159H49V161H48ZM88 159V160H87ZM91 159V160H90ZM136 161H135V160ZM26 160V161H25ZM44 160V161H43ZM56 160V161H55ZM62 161H63V163H65L64 161H66V163L63 165L62 164ZM86 161V162H85ZM141 161V162H140ZM145 161V162H144ZM9 162V163H8ZM43 162V163H42ZM53 162V163H52ZM84 164H83V163ZM89 162H92V163H89ZM42 163V164H41ZM49 163V164H48ZM88 164V167L89 168H85L86 167V165ZM151 163V164H150ZM26 164H27V166L28 167H26ZM51 164L53 165V166H51ZM86 164V165H85ZM148 164V165H147ZM199 165H201V163H198ZM3 165V166H2ZM6 165V166H5ZM8 165V166H7ZM11 165V167H9ZM33 165V166H32ZM63 165V166H62ZM89 165H91V166H89ZM198 165V166H199ZM19 166V167H18ZM21 166H23L22 168H21ZM59 166V167H58ZM80 166V167H79ZM148 166V167H147ZM153 166V165H152ZM202 166V165H201ZM201 166H199V167H201ZM15 167V168H14ZM17 167V168H16ZM34 167V169H32ZM56 169V171H55V169ZM20 168V170H16V169H19ZM65 168V169H64ZM69 168V169H68ZM155 168H157L156 167V165L154 166V169ZM5 169V170H4ZM12 169H15L16 171H14V170H12ZM36 169V170H35ZM44 169V170H43ZM51 169V170H50ZM59 169V170H58ZM63 169V170H62ZM70 171H68V170ZM153 169V170H154ZM149 170V171H148ZM12 171H13V173H12ZM22 172V174L20 173L19 174V172ZM24 171L26 172V174L24 173ZM39 171V172H38ZM41 171V172H40ZM54 173H53V172ZM138 171H139V173H138ZM147 171V172H146ZM154 171H156V170H154ZM5 172H7V174H5ZM9 172V173H8ZM51 172V173H50ZM59 172H60V174H59ZM141 172V173H140ZM17 173V175L15 176V174ZM24 173V174H23ZM45 173V174H44ZM68 173V174H67ZM137 173V174H136ZM148 174V173H151V177L149 178V176L148 175H150V174H148L147 176L148 177H145V178H147V183L146 182H143L144 184H145V187L146 188H144V185L142 186V184L140 185V183H139V185L140 186H138L137 184H135V183H133L134 181L133 180H135V179H137V178H139V177H136L138 174H142L143 176H144V174ZM40 174H44L45 176L43 177L42 175H40ZM47 174H49L48 176H47ZM95 174V175H94ZM98 174H101V175H99V176H104V177H100L101 179H99V177L96 179V178H93V175L95 176V177H97V175ZM21 175H22V177H21ZM26 175L28 176V177H26ZM30 175V176H29ZM39 175V176H38ZM56 175V177H53V176H55ZM57 175H59L58 177H57ZM141 175V176H142ZM145 175V176H146ZM6 176V177H5ZM9 176V177H8ZM14 176V177H13ZM18 176H20V177H18ZM26 177V178H24V177ZM42 176V177H41ZM47 176V177H46ZM61 176H62V178H61ZM65 176V177H64ZM5 177V178H4ZM19 179H18V178ZM31 177V178H30ZM46 177V179H48V180H44V178ZM162 177V176H161ZM7 178H8V180H10L9 182H7L6 183V181H7ZM31 180H29V179ZM51 178V179H50ZM56 178V179H55ZM67 178V179H66ZM103 178V179H102ZM143 178L144 177H142V181H143ZM145 178H144V180H145ZM4 179L6 180V181H4ZM41 179V180H40ZM53 179V180H52ZM58 179V180H57ZM162 179V178H161ZM163 179H165V177L163 178ZM162 179V180H163ZM168 179V178H167ZM166 179V180H167ZM12 180V181H11ZM20 180V181H19ZM29 181V183L28 182H25V181ZM43 180V181H42ZM50 180V181H49ZM124 180L126 181V183L127 184H124ZM152 180H151V182H152ZM60 181V182H59ZM61 181H65L64 183L63 182H61ZM102 181H104L103 183H102ZM106 181H107V185H109L108 187H111V189L110 190H108V187L106 186V188H107V190L110 192V193H107L106 194V196H107V198H105L104 196H105V194H103V197H102V194H101V197L102 198H100V195H99V198H100V200L101 199H108L109 197H112L111 198V200L112 201H114V203H112V201H111V203L109 202V201H107V200H104V202H103V200H101L102 201V203H101V201H99V198H97L98 197V195H97V193L98 194H100V191L99 190H95V191H98V192H95L94 193V188H96V187H98V186H100V185H103V186H105L106 185ZM129 181V182H128ZM130 181H131V183H133V184H131L130 183ZM146 181V180H145ZM159 181V180H158ZM158 181H156L155 183H157V184H159L158 183ZM161 181V180H160ZM165 181V180H164ZM168 181H169V179H168ZM168 181L166 182V184H168ZM19 182V183H18ZM21 182H23V184H24V187H26V188H24L23 189V184L21 183ZM31 182V183H30ZM56 182V183H55ZM57 182L59 183V184H57ZM99 182H101L102 184H100ZM123 182V184H121ZM150 182V183H151ZM163 182V181H162ZM162 182H161V184H162ZM170 182H171V179H170ZM172 182H174V181H172ZM6 183V184H5ZM27 183V184H26ZM43 183V184H42ZM52 183V184H51ZM89 183H91V184H89ZM129 183H130V185H129ZM31 184V185H30ZM48 184V185H47ZM63 184V185H62ZM100 184V185H99ZM105 184V185H104ZM147 184V185H146ZM152 184V187H153V182L151 183ZM6 185V186H5ZM12 185V186H11ZM19 185V186H18ZM21 185V186H20ZM26 185V186H25ZM29 185V186H28ZM40 185H43L42 187L40 186ZM45 185L47 186V187H45ZM53 185V186H52ZM56 185H57V187H56ZM61 185V186H60ZM124 185V187H122ZM125 185L127 186V187H131V188H133L132 190L134 191V193L136 194V198L134 199V200H132V198L130 199V197H129V195H127V193L125 192V191H127V190H129V188H127V190H125L124 191V188H125ZM134 185V186H133ZM5 186V187H4ZM13 186L15 187V189H13ZM28 186V187H27ZM39 186L41 187V188H39ZM50 186V187H49ZM59 186V187H58ZM133 186V187H132ZM138 186V187H137ZM142 186V187H141ZM157 186V185H156ZM160 186V185H159ZM44 187V188H43ZM52 187V188H51ZM92 187H94V188H92ZM151 187V188H152ZM5 188V189H4ZM7 188H8V190H7ZM51 189V190H49V189ZM89 188H92L93 190H89ZM123 188V189H122ZM125 188V189H126ZM131 188H130V190H131ZM154 188V187H153ZM3 189V190H2ZM30 189H31V191H30ZM48 189V190H47ZM88 189V190H87ZM97 189V188H96ZM98 189H100L101 190V186H100V188L98 187ZM146 191H145V190ZM156 189H158V188H156ZM6 190V191H5ZM34 192H33V191ZM41 190V191H40ZM57 190V191H56ZM22 191V192H21ZM29 193H28V192ZM59 191V192H58ZM88 191V192H87ZM150 191H151V189H150ZM149 191V195H150V192ZM153 191V190H152ZM154 191H155V189H154ZM153 191V192H154ZM5 192H6V194H5ZM9 192V193H8ZM13 192V193H12ZM54 192V193H53ZM91 192V193H90ZM224 192V191H223ZM223 192H221V193H223ZM8 193V194H7ZM11 193V194H10ZM27 193H28V195L29 196H27ZM33 193V194H32ZM36 195H35V194ZM41 193V194H40ZM140 195H139V194ZM178 193V192H177ZM9 194H10V196H9ZM39 196H38V195ZM124 194H126L127 196H124ZM147 194V193H146ZM145 194V195H146ZM147 194V195H148ZM173 195H169V196H167V197H164L163 198V200H160L159 201V203L160 204H155V203H157V202H155L156 200L155 199H152V201H154V206H159V207H157V209H156V207H155V209L156 210H158V211H155L157 214H158V217H159V215H162L163 213H166L167 212V210H168V208H169V205L171 204V203H174L176 200H182V197H180V196H178L176 193H172ZM224 194V193H223ZM235 194H237V195H239V196H236V198H234L235 197V195H231L233 198H231V196L230 197H228V199L229 198H231L232 200V202L234 203V199H236L237 201H235L236 203H237V205H238V207L237 206H235V208L232 206L231 208H234L235 209V211L233 212L232 210H234V209H230V211H232V213H227L228 214V216L226 215V217L224 216H221V215H219L217 218H222V220H220V219H218V221L220 220V221H222V225L221 224H219V222H217V219L216 218H214V220H216L215 222H217L216 224H214L215 222H214V220H212L211 222H213V223H211V225L212 226H210V223H209V225L208 226H210L211 227V230H210V232H207V233H210V234H208L209 235V237H206V236H204V241L206 242L205 244L206 245H208L209 246V248H210V246H211V243L213 244V245H216L218 242H219V239L218 238H224V237H227L228 235L231 237V238H233V240H235L236 239V235H237V233H243L244 231L245 232H247V231H252V232H257V231H259V230H261L262 228H264V203L262 204V205H259L258 203H257V200H255V201H252V202H254V204L255 203H257L258 204V207H256L257 206V204H256V208H251V207H249L248 205H250L249 204V202H244L243 201V199H242V197H241V193H235ZM96 196V197H94V196ZM109 195V196H108ZM148 195V196H149ZM226 195V194H225ZM250 194H248L247 196H249ZM37 196V197H36ZM93 196V197H92ZM123 196V197H122ZM151 196H152V194L150 195V197L149 198H151ZM222 196H224V195H221V198H222ZM9 197V198H8ZM41 197V199H42V201L40 200V199H38L37 200V198H40ZM61 197V198H60ZM226 197H227V195H226ZM239 197V198H238ZM54 198V199H53ZM98 200H97V199ZM129 198V199H128ZM148 198V201L150 200ZM153 198V197H152ZM225 198V196L223 197V199ZM250 198V197H249ZM45 199L47 200V201H45ZM59 199V200H58ZM130 201H128V200ZM225 199H227V198H225ZM263 200V202H264V195H263V198H262ZM58 201V202H60V201H62V202H60V203H58V202H55V201ZM126 200L129 202H126ZM252 200V199H251ZM49 201H51V202H49ZM152 201H150L151 203H152ZM158 201V200H157ZM184 201V200H183ZM182 201V202H183ZM100 202V203H99ZM106 202V203H105ZM107 202H109V207L110 206H112L113 205V207H114V205L116 206H118V208H117V206L115 207V208H112V207H110V209L109 208H107V210L109 209V210H111V208H112V210L111 211H109V212H107L105 209V207H106V204H107ZM177 202V201H176ZM182 202H181V204H182ZM96 203V204H95ZM99 203V204H98ZM141 203V202H140ZM236 203H234L235 205H236ZM45 204V205H44ZM53 204H55V205H53ZM102 204V205H101ZM111 204V205H110ZM229 204H230V201H229ZM46 205H48V206H46ZM63 205H65L66 206V208L63 206ZM94 205H96V208H95V206ZM99 205H100V207H99ZM108 205V204H107ZM152 205H153V203H152ZM52 206H54V208H55V210H54V208L52 207ZM58 206H60V207H58ZM98 206V207H97ZM138 206H139V204H138ZM151 206V208H149ZM10 207H11V209H10ZM68 207V208H67ZM121 207V208H120ZM58 208V209H57ZM65 208V209H64ZM102 208H104V210L102 209ZM126 208V209H125ZM67 209V210H66ZM69 209V210H68ZM114 209V210H113ZM124 209V210H123ZM249 209H251L252 210V212L250 213V211L251 210H249ZM7 210H10V211H7ZM49 210V212H47ZM60 210V211H59ZM117 210V212L116 213H118L119 211H121L120 213H118V214H116V215H118V217L114 214V212ZM141 210V211H140ZM160 210V211H159ZM164 210H166V211H164ZM225 210V209H224ZM242 210H243V212H242ZM247 210H249V213L247 212ZM254 210V211H253ZM50 211H52L53 213H54V215H53V213H52V215H51V212ZM99 211H101V212H99ZM103 211V212H102ZM112 211H114V212H112ZM139 211V212H138ZM142 211H144V214L142 213ZM146 211H148V212H146ZM226 211H229L228 209H226L225 211H223L224 213L226 212ZM242 213H241V212ZM246 212V214H244L245 212ZM66 212V213H65ZM105 212V213H104ZM146 212V213H145ZM14 213V214H13ZM101 213V214H100ZM103 213V214H102ZM133 213V212H132ZM239 213H241V214H243V215H241L243 218H244V215H245V218L243 219L241 216H238L239 215ZM8 214V215H7ZM12 214V215H11ZM66 214H67V216H66ZM114 214V218L112 217V215ZM138 214V215H137ZM154 213H152V215H153ZM157 214H154L155 216H157ZM226 214V213H225ZM14 215V216H13ZM56 215V216H55ZM61 215V216H60ZM72 215H73V217H72ZM100 215H102V216H100ZM105 216V218H104V216ZM107 215H109V217H107ZM143 215L145 216V217H143ZM148 215H147V217H148ZM153 215V217L155 218V219H153V217L151 218L150 216H149V220H150V218H151V221L153 220V222L157 219V217H155ZM231 215V216H230ZM12 216V217H11ZM55 216V218L57 217V218H59V219H55V218H53ZM63 216V217H62ZM112 217V219H113V222H112V219H111V217ZM133 216V217H132ZM7 217V218H6ZM62 217V218H61ZM67 217H69L70 219H71V223H70V220H69V218H68V221L67 222H65L66 220H67ZM78 217V218H77ZM100 217V218H99ZM103 217V218H102ZM228 217V218H227ZM237 217H241L240 219H241V222L238 224V225H236L235 224V220L237 221ZM9 218V219H8ZM64 218H65V220H64ZM75 218V220L76 221H78V223L75 221V220H72V219H74ZM80 218H81V221H82V223H83V225L84 226H82V223H80L81 221H79L80 220ZM94 218V219H93ZM117 218V219H116ZM127 218H128V220H127ZM132 218V219H131ZM4 220V222H3V220ZM10 219H11V221H12V224H11V221H10ZM14 219V220H13ZM54 219H55V221H54ZM61 219V220H60ZM78 219V220H77ZM96 219V220H95ZM100 220V222L99 221H97V220ZM103 219V220H102ZM107 219V220H106ZM109 219V220H108ZM59 220V221H58ZM85 222H84V221ZM115 220H116V223H115ZM142 220V221H141ZM9 222V224H11V225H9L8 224V226H7V223ZM62 221V222H61ZM64 221V222H63ZM72 221H73V223H72ZM75 221V222H74ZM86 221H89V222H86ZM107 221H108V223H107ZM131 221H133V222H135V223H133V222H131ZM14 222V223H13ZM101 222H103L102 224H101ZM112 222V223H111ZM129 222H131V223H129ZM156 222H157V220H156ZM2 223V224H1ZM5 223H6V225H5ZM68 223V224H67ZM75 223V224H74ZM81 225H80V224ZM86 223V224H85ZM110 223H111V225H110ZM149 223V222H148ZM221 223V222H220ZM4 224V225H3ZM13 224H15V225H13ZM63 224V225H62ZM66 224V225H65ZM77 224V225H76ZM79 224V225H78ZM101 224V225H100ZM103 224H104V226H103ZM109 224V225H108ZM129 225V227L128 228H131V226H132V230H129L128 228H126L127 226L126 225ZM133 224V225H132ZM139 224H141V226H139ZM154 223H152V225H153ZM156 224H158V222L156 223ZM156 224H154L153 226H156ZM53 227H52V226ZM60 225H61V227H60ZM72 225V226H71ZM88 225H90V226H88ZM100 225V226H99ZM106 225V226H105ZM107 225L109 226V227H107ZM115 225V226H114ZM116 225H118V226H116ZM131 225V226H130ZM139 227V228H136L137 226ZM143 225V226H142ZM215 225L216 226H219L218 227V229H216L215 230ZM234 225H236V226H234ZM17 226V227H16ZM55 226V227H54ZM56 226H57V228H56ZM88 226V227H87ZM114 226V227H113ZM121 226H122V229L125 227V229L124 230H121L120 228H121ZM134 226H136L135 228L139 231L138 233H136V236L133 234H131V231H133V230H135L134 229ZM152 226V227H153ZM6 227V228H5ZM13 227V228H12ZM20 227V228H19ZM50 227V228H49ZM51 227H52V229H51ZM64 227V228H63ZM72 227V228H71ZM74 227H75V229H74ZM77 227H79V228H77ZM83 227V228H82ZM87 227V228H86ZM92 228V229H89V228ZM209 227V228H210ZM6 230H5V229ZM10 230H9V229ZM16 228V229H15ZM54 228H56V230L54 229ZM84 229V230H82V229ZM86 228V229H85ZM113 228V230H111ZM114 228H115V230H114ZM118 228L121 230H118ZM205 228H207V229H209L208 227H205ZM7 229H8V231H7ZM15 229V230H14ZM24 230V233H23V231L22 230ZM54 229V230H53ZM59 229V230H58ZM72 229H74L75 231L73 232L72 231ZM80 231H79V230ZM93 229H94V232H92L93 231ZM100 229V230H99ZM108 231H110V232H113V231H116V232H114V233H111V234H109L110 232H108ZM118 231H117V230ZM128 231H130V235H129V232H127V230ZM153 229H157V226L156 227H154ZM207 229H206V231H207ZM17 230H19V231H17ZM51 230V232H49L50 234H48V231H50ZM52 230H53V232H52ZM58 230V231H57ZM62 230V231H61ZM79 232H78V231ZM103 230H104V232L106 233H104V235H103ZM125 230H126V233L125 234H128L127 236L124 234V232H125ZM137 230H136V232H137ZM151 230H152V228H151ZM7 231V232H6ZM13 231V232H12ZM29 231V232H28ZM83 231V233H81ZM91 231V233H89L88 234V232H90ZM97 231H100V234L99 233H97ZM102 231V232H101ZM27 232L29 233V234H27ZM54 232H55V234H54ZM58 232V233H57ZM60 232V233H59ZM64 234H63V233ZM119 232L121 233H123V235H121V234H119ZM155 233H156V231H154ZM153 232V233H154ZM263 232H264V229H263ZM3 233L5 234V238L3 237L4 235H3ZM79 233V234H78ZM94 233V234H93ZM157 233H159L158 231H157ZM201 233H203V232H201ZM22 235V236H20V235ZM26 234V235H25ZM34 234V235H33ZM37 234H38V236H37ZM52 234V235H51ZM56 234H59V235H56ZM65 234H67V235H65ZM91 234H92V236H97V238L95 239V240H92V239H94L92 236H91ZM100 236H99V235ZM120 235V237L118 236V235ZM200 234V233H199ZM16 235H17V238H16ZM21 237H19V236ZM25 235V236H24ZM29 235V236H28ZM40 235V236H39ZM65 235V236H64ZM73 237H72V236ZM78 235V236H77ZM81 235H82V237H81ZM102 235V236H101ZM113 235V236H112ZM156 235V234H155ZM207 235V236H208ZM12 236V237H11ZM33 236V237H32ZM49 238H48V237ZM53 236H54V238H53ZM56 236V237H55ZM59 236H61V237H59ZM91 236V237H90ZM98 236H99V238H98ZM105 238H104V237ZM118 236V237H117ZM135 237V238H132V237ZM3 237V238H2ZM9 238V240L7 239V238ZM13 237H15V238H13ZM25 237V238H24ZM35 237H38V239L37 238H35ZM50 237H52V238H50ZM59 237V238H58ZM63 237V239H61ZM69 237V238H68ZM71 237H72V239H71ZM84 237V238H83ZM107 237V238H106ZM112 237V238H111ZM123 237V238H122ZM128 237H130V238H128ZM14 240H13V239ZM26 238H28V239H26ZM43 238V239H42ZM90 238H92V239H90ZM101 238V240L102 241H99L98 239H100ZM103 238V239H102ZM118 238V239H117ZM120 238H122V239H120ZM207 238V240H205ZM16 239L17 240H19L17 243H19L21 240V242L19 243V245L16 243ZM25 239V240H24ZM33 239H34V241H33ZM35 239H37V241H35ZM65 239V240H64ZM84 239V240H83ZM85 239H86V243H84L85 242ZM88 239H90L89 241H88ZM104 239H106V240H110L109 241V243H108V241H106V240H104ZM112 239V240H111ZM113 239L115 240V241H113ZM128 239V240H127ZM129 239H130V241H129ZM3 240H5V241H3ZM39 240H42V241H39ZM47 240V241H46ZM59 240H61V241H59ZM71 240V241H70ZM74 240H76V241H74ZM117 240V241H116ZM121 240H122V242H121ZM124 240V241H123ZM51 241V242H50ZM56 241H59V243L61 244H59V243H56ZM65 242V245H64V243L63 242ZM127 241H129V242H127ZM131 241V242H132ZM215 241H216V243H215ZM39 242V243H38ZM41 242V243H40ZM46 242V243H45ZM49 242L51 243V244H49ZM53 242H54V247H53ZM71 242L73 243V244H71ZM78 242V243H77ZM89 242V243H88ZM118 242V243H117ZM126 242V243H125ZM130 242V243H131ZM214 242V243H213ZM15 245H14V244ZM22 243V244H21ZM63 243V244H62ZM74 243L76 244V246H74ZM82 243V244H81ZM113 243V244H112ZM120 243V245L118 246V244ZM122 243V244H121ZM5 244V245H4ZM9 246H8V245ZM40 244V245H39ZM42 244V245H41ZM43 244H45V245H47V246H45V245H43ZM59 246H58V245ZM70 244V245H69ZM79 244V247L77 246ZM101 244H103V243H101ZM100 244V245H101ZM103 244V245H104ZM127 245L126 247H125V249H124V246L125 245ZM26 245V246H25ZM35 245V246H34ZM57 245V246H56ZM72 245V247H75V248H72L71 247V249L69 248V246H71ZM88 245V246H87ZM10 246H11V248H10ZM56 246V247H55ZM83 246V247H82ZM85 246H87V247H85ZM116 246V245H115ZM208 246H205V247H208ZM24 249H23V248ZM35 247V248H34ZM59 247H61V248H59ZM66 247H68L70 250H69V252H68V250L66 251L65 249V252H66V254H64L65 252H64V250L62 249V248H66ZM78 247V248H77ZM86 249H85V248ZM21 248V249H20ZM26 248V249H25ZM44 248H45V250H44ZM57 248V249H56ZM59 248V249H58ZM67 248V249H68ZM11 249V250H10ZM16 249H18V251L16 250ZM42 249V250H41ZM61 249H62V251H61ZM73 249V250H72ZM77 249V250H76ZM80 249V250H79ZM83 249V250H82ZM6 250V251H5ZM15 251L16 253H10V251L12 252V251ZM26 250H27V252H26ZM85 250V251H84ZM20 251V252H19ZM58 251H60L61 253H60V255H59V252ZM75 251H77V252H75ZM80 251V252H79ZM127 251H129V252H127ZM23 252V253H22ZM26 252V253H25ZM43 252H45L46 254H44ZM74 252H75V254H76V256H77V258L75 257V256H73V255H75L74 254ZM124 252H126V253H124ZM17 253H20V255L19 254H17ZM124 253V254H123ZM31 255L30 256V258H29V256L28 255ZM82 254V255H81ZM17 255H18V257H17ZM35 255H37V256H35ZM44 258H42L41 256ZM45 255H48V256H45ZM66 255V256H65ZM67 255H68V258H66L67 257ZM79 255H81L80 257H79ZM132 255V254H131ZM134 255V254H133ZM15 256L17 257V259L15 258ZM23 256H24V258H23ZM26 256V257H25ZM47 258V257H49V259L47 258H45V257ZM62 256L63 257H65V258H62ZM70 256V257H69ZM118 256H120V257H118ZM14 257V258H13ZM20 257V258H19ZM33 257H35V258H33ZM72 257V258H71ZM116 257L119 259V261L116 259ZM122 257V258H121ZM129 257V258H128ZM135 257H137V261H136V259H135ZM139 256H134V257H132V261H130L132 264H134V262L135 263H137V264H141V262L143 261V258L141 257L140 258V260H139V258H138ZM29 259L27 262L26 261H24L23 259ZM39 258V259H38ZM73 258L74 259H77V260H73ZM15 259V260H14ZM19 259V260H18ZM20 259H21V261H23V262H21L20 261ZM35 259V260H34ZM45 259H46V261H45ZM64 259V260H63ZM69 259V260H68ZM120 259H122V261L120 260ZM42 260H44V261H42ZM49 260V261H48ZM72 260H73V262H72ZM116 260H117V262H116ZM125 262H124V261ZM187 260V262L189 261L188 259H186ZM17 261H18V263H17ZM20 261V262H19ZM41 261V262H40ZM128 261V262H127ZM140 261V262H139ZM29 262V263H28ZM47 262V263H46ZM127 262V263H126ZM144 262V261H143ZM142 262V264H144ZM189 264L191 263L190 261L188 262ZM74 264V263H73ZM203 264H205L204 262H203Z\"/></svg>","mask_w":264,"mask_h":264},{"label":"bare ground","instance_id":"2","mask_svg":"<svg viewBox=\"0 0 264 264\" xmlns=\"http://www.w3.org/2000/svg\"><path fill=\"white\" fill-rule=\"evenodd\" d=\"M7 1V0H6ZM6 1H4V3L6 2ZM10 1V0H9ZM12 1V0H11ZM10 1V2H11ZM17 1V0H16ZM15 0H13V4H15L16 3V5H17V3L19 2V1H17L16 2ZM21 1V0H20ZM28 1V0H27ZM35 1H38L39 2V5L41 4L40 2H42L41 0L39 1V0H32V2L34 3V5H36V2ZM44 2H45V0H43ZM47 2V4H48V6H46L47 4H45V8L47 9V7H48V11L47 10H45V8L43 7V10H42V5H43V2H42V4L40 5V7H37V9L39 8V10L41 11V12H44L45 11V14L44 13H41L39 10L37 11L35 8V6L34 5H32V4H30V5H32V6H34L35 8H33V9H35L36 11L35 12H37V14L36 13H34V10H33V12H31L32 14H30V15H32L31 17H32V19H30V22H28V25H29V23H30V25H31V20L33 21V23L34 22H36V25H37V23H38V25L39 26H42L43 27V25H45V23H47V21L46 20H48L47 19V17H45L44 15H47L46 13H51V11L53 10V14H54V16H53V18H52V20L51 21H49L48 22V24H50V25H48V26H50L49 28L48 27H46V25L44 26V27H46V30H47V28H48V30L50 29L51 30V32H53V34L55 33H58L57 34V37H58V35H61V36H63V33L64 32H62L63 30H66L67 31V26H68V28H69V30H70V28L71 29H73V27H74V24L73 23H75V22H78V19L79 18H81V19H79V24L81 23V26H82V28H85L87 25V28L88 27H92L93 29H91V28H88V33L89 32H92V30H94V32L93 33H90V36H91V34H92V36H94V37H92V38H94V39H92L93 40V42H94V44L97 42L98 44H100V42L101 41H97V39L95 38L96 36H97V34L100 36V38H99V36H98V38L99 39H102V37H103V41L102 42H104L105 41V43H107V44H105L106 46L108 45V43H112V45L111 44H109L108 46H112V48H113V50L114 51H116L115 49H119L120 48V45L119 44H121L122 43V45H123V43H125L126 44V42L129 40V42L131 43V46L130 45H128V46H130L129 48H128V46H126V45H124L123 46V48H122V46H121V50H123L124 48H125V46H126V48L123 50V52H121V51H118V53H116V56H114V54H113V50L112 51H109L110 49H112V48H108V46H107V48L108 49H106V46H105V48H104V44L101 42V44L100 45H103V46H101V48H100V45H98L97 43V48H99V51H100V54H98L99 53V51L96 53L94 50L95 49H97L96 48V45L95 46H93L94 44H93V42L91 41L90 42V44L92 45V46H90V45H88L89 44V41L91 40V37H89V34L87 33V29H85V31H84V29L82 30V29H80V30H82L81 32H85L86 33V35H87V37H88V44H87V42H86V40H85V36L84 37H82V35H81V32L77 29V27H76V32H75V30H74V32L75 33H77V35H78V33H80L79 35H81V36H79L80 38H84V40H81L80 38V40H77L76 42L77 43H75V41L72 39V35L70 36V37H68V35H67V40H68V42H70V39L69 38H71L72 39V43L74 44H77V45H79V46H76V49L77 50H79L80 49V46L82 45V48L83 47H85L84 49H86V46H88V48L87 49H89V46H90V49L91 48H93V49H91L90 51H88V52H91V54L94 52V54H92V55H95V54H98V55H96L97 57L99 56V55H101L102 56V54L104 53V52H106V53H108V52H112L111 54L114 56V59L113 60H115V58H116V60H117V63H113L114 65H117L118 66V64L120 65V67H119V69L121 70V69H123V67L122 66H127V65H129V66H132V67H134V66H136V65H138V64H140L139 62H142V60L141 59H143L144 57L146 58L145 59V61H146V66H144L146 69V73H147V75H145L146 73H145V71L143 72V73H145L143 76H145V77H147L148 78V80H147V82H149L148 83V87L146 88V89H143L142 90V88H141V86H143L141 83H139V81H138V83L140 84V89H138V91L136 90H129V88H123L122 87V85L123 84H126V83H124V81H121L120 82V80L117 82V84H118V88H116V90H115V92H114V94H112L113 96H115V97H113V99L115 98V100H116V97H117V95H118V97H120V99L122 100H124V98H128V97H130V95H134V96H136V92H138L139 93V98H142V99H140V100H144L145 98H152V97H154L155 96V94L156 93H154L155 92V90L156 89H158L159 90V88L161 89V84L162 85H164L165 83V81H167L170 77H171V74L173 75V74H175V71H176V68H177V66H173L172 67V73L170 74V75H168L169 74V69L167 68V66H168V63H166L167 62V60L169 59V56H168V53H170L171 55H173L174 54V52L176 51V50H179L178 48H180L181 47V45H184V44H186V43H184V41H187V40H185V39H187L188 37L187 36H189L190 34H192L193 35V32H191L189 35H187L186 37L187 38H185V36H184V38L182 37V29L184 28L186 31H187V33H189V31H188V29H190L191 30V27H189V25L187 24V22H191V18H194V15H198L197 17H199V14L200 13H198L197 12V14H196V10L197 9H199V10H201V8L199 7L200 5L199 4H203V2L205 1V0H203V2H198V3H196L198 0H195V2H194V0H183V3L185 4V5H188V4H186V3H189L190 5H189V7H190V9H191V11L193 12V10H194V12H193V17H191L190 15H187V16H189V17H186V15L185 14H183L184 16V18H189V20L187 19V20H185L186 21V24L188 25V27H187V25H186V27H185V24L183 25L184 27L182 28V25H181V23H180V21H179V19H177V18H175V17H173V15H172V9H171V6L173 5H175V7H176V1L177 0H95V1H89V0H76V2H74V0H46ZM152 1H159V5H155L154 6V10L151 8V5L153 4V2ZM194 3H193V2ZM208 3H209V5H212L213 3H215V2H218V3H220L221 1L220 0H212L213 2H212V4H210V1H208V0H206ZM205 1V2H206ZM220 1V2H219ZM224 2H225V0H223ZM222 1V2H223ZM232 1V0H231ZM231 1L229 0V2L231 3ZM237 1V0H236ZM0 2H1V0H0ZM3 2V1H2ZM1 2V3H2ZM15 2V3H14ZM25 2H26V0H25ZM191 2V3H190ZM204 2V3H205ZM205 3V4H208V3ZM233 2V1H232ZM239 2L240 3H238V2H235L234 1V4L235 3H238V5H241L240 6V8H242V7H246V9L248 8V10H246V12H244L245 10H243V13H237L238 15H236V17L238 16V22L239 23H237L238 24V28H237V35H236V38H235V55H236V66H237V73H236V83H237V96H236V107L237 108H235L236 110V114H235V117L234 118H229L228 117V119H227V117H226V119H225V116H223L222 117V119H219V120H217V121H215L214 119H211L212 117H210V119H207L205 116H207V115H205V116H203V117H205L204 118V120H201V119H199V117H197L199 120H197L196 119V117H194L193 119L195 120H197L198 122L201 120V121H203V122H201V124L199 125V126H197V130H196V138H194L193 136V138L195 139V140H193L194 141V145L196 144L197 145V147H199V149H197V151L195 152L194 151V149L192 148V149H190L189 148V146H191V145H193V144H191L192 143V141H191V145L189 144L188 145V141H186L185 143H183L184 141L181 139V137L180 138H177L178 136H179V130L177 131V128H176V125L175 124H173V123H175V122H173V121H175L176 119H175V116H177L178 114L177 113H175V111H176V109H175V111H173L174 110V108H172V112H174V116H172L171 114H172V112H170V110H171V108H169V105L171 104V102H170V100L172 99H174L176 96H175V92H176V90H174L172 87L170 88V86L168 87L167 85H164L163 87H164V90H165V95H163L162 97L166 100H163V101H165L164 103L165 104H167V106L166 107H161L159 104H156V103H154V104H152L151 105V107L150 108H148L147 109V111L146 112H144V114H143V112H142V115L143 116H139V117H137V121L136 122H133V121H131V120H129V123L128 124H126L125 125V128L127 129H130V128H132V129H134V127H135V125L137 124V123H139V122H142V121H144V122H149V123H151V125L152 124H154V128H155V126L156 125H158V126H156V127H159V129H161L160 131H162V130H165L164 132H163V134H166L167 136H169L168 137V143H167V146H166V149H165V151H164V149H163V151H162V153H159L160 155L157 157V155H156V159H155V161H152V159H151V162H152V164H151V166L150 167H153V169H154V166L156 165V167L157 168H155L154 170H156V171H154L152 168H151V173H152V175L155 173V175H153V177H151V173H148V174H150V175H148L149 176V178L151 177V178H155V177H159V179H156L155 180V182L156 181H158V183L159 184H157V183H155L152 179H149L150 180V182H151V180H152V182H153V187H152V182L150 183L148 180H147V178H145V177H148L146 174H144V176L142 175V174H138L136 177H139V178H137V179H135V180H133L134 182L133 183H135V184H137L138 186H140L141 184H142V186L144 185V188H146L145 187V184L143 183V182H146L147 183V181H148V185H151L150 187H147V189L149 188V191H150V189H151V193H150V195L152 194V196H151V198H149L150 197V195L148 194L149 193V191L148 192H145V193H143V191H141L142 193L141 194H143V196H145V197H143L144 198V200H142V198H141V200L139 199V200H137L135 203H133V205L131 204L130 206V208H129V211H128V213L126 214V216L128 215H134V217H136L135 216V209H137V208H134V207H140V204H142V201H145L146 200V198H147V200H146V202H143V203H147V204H145V207H146V210H148L147 209V207H148V204L150 203L151 204V206H153L152 208H151V206L149 207V208H151V210H154V211H150L151 213V215H148L146 212H148V211H146L145 213H146V219H145V223H143V225L144 224H146V225H142L143 227H141V228H139L137 225V227L136 226H134V229L135 230H133V231H131V234L133 233L135 236H136V233H138L139 231V229L141 230L139 233H140V235L138 236V234H137V237L135 238L134 236L132 237V238H135L134 239V242L132 241H130V239H129V241L131 242H129V241H127V242H129V243H127V245H128V248H126L127 250H129L131 253H130V255H126V254H124V253H126V252H124L123 254L125 255V257H127V256H131V258H130V261H132L131 259H132V257H134V256H139L138 258H139V260H140V258L142 257L143 258V263L144 264H189L188 262L190 261L191 263L190 264H203V262L205 263V264H264V232H263V229L264 228H262L261 230H259V231H257V232H252V231H247V232H243V233H237V235H236V239L235 240H233V238H231L229 235L227 236V237H224V238H218L219 239V242L216 244V245H213L212 243H211V246H210V248H209V246L208 245H206L205 243V241H204V236H206V237H209V235L208 234H210V233H207V232H210V230H211V227L210 226H212L211 225V223H213V222H211L212 220H214V218H216L217 219V222H219V224H221L222 225V221H220V220H222V218H217L219 215H221V216H225L226 217V215L228 216V214L227 213H232V211L234 212L235 211V206H237L238 207V205H237V203L235 202V201H237L236 199H234L235 201H234V203H236V205L232 202L233 200L231 199V198H233L231 195H235V197L234 198H236V196H239V195H237V194H235V193H241L242 195H241V197H242V199H243V201L245 202H249V204L250 205H248L249 207H253V208H256V207H258V204L259 205H262L264 202L262 201L263 199V195H264V147H262V146H264L263 145V143L264 142H262L263 140H264V138H263V136H264V127L262 126L263 124H264V122L262 121V120H264V0H239ZM6 3H8V1L6 2ZM5 3V4H6ZM11 3V4H12ZM20 3V2H19ZM28 3H29V1H28ZM31 3V2H30ZM198 4V5H195L196 7H198V8H195V6H194V4ZM218 3H217V5H218ZM4 4V5H5ZM9 4V3H8ZM21 4H22V2H21ZM24 4V3H23ZM23 4L22 5H20V4H18V10H19V8L20 7H22L23 6ZM201 4V7H203V6H205L206 7V5H202ZM216 4V3H215ZM232 4V3H231ZM230 4V5H231ZM24 5H27L28 6V4H24ZM38 4L36 5V6H39ZM194 6V8H192L193 6ZM209 5H207L210 9L208 10L207 8L205 9L206 11L208 10V12H210V11H214V9L212 8V10H211V6H209ZM224 5V4H223ZM236 5V4H235ZM235 5H233V6H235ZM256 5V6H255ZM3 6V5H2ZM31 6V7H32ZM192 6V7H191ZM255 6V9L253 8ZM17 6H15V9H17L16 8ZM28 7H30V6H28ZM28 7H24V9L25 8H27L26 10H28V9H30V8H28ZM188 7V8H189ZM212 7H215L214 5H212ZM219 7V9L221 8V4L218 6ZM224 7V6H223ZM228 7H230V6H228ZM245 7L243 8V9H245ZM256 7H257V9H256ZM259 7V8H258ZM0 8H4V10H7V7L5 8V7H0ZM14 8V6L12 5V7L10 6V9H9V7H8V10L7 11H12L13 12V10H15V9H12ZM23 8V7H22ZM225 8V7H224ZM223 8V9H224ZM239 8V9H240ZM148 9H149V11H148ZM151 9V10H150ZM196 9V10H195ZM219 9H215L216 10V12L217 13H219ZM23 11V9H21L20 8V11ZM26 10H25V12L23 11V12H21V14H17L18 15V17H20V15H22V13L24 14V13H26V14H24V15H28L27 13H28V11L26 12ZM32 10V9H31ZM153 10V11H152ZM174 10L176 11V9L174 8ZM199 10H197V11H199ZM222 10V9H221ZM229 10V9H228ZM241 10V9H240ZM6 11V13L8 14V12ZM19 11V12H20ZM47 11V12H46ZM147 11L148 12H150V14L149 13H147ZM152 11V12H151ZM203 13H204V7H203V10H201ZM200 11V12H201ZM224 11V10H223ZM230 11V10H229ZM242 11V10H241ZM15 12V11H14ZM19 12H17V13H19ZM192 12H191V15H192ZM201 12V14H203ZM212 12H211V15H213V14H215V11L213 12V14H212ZM226 12V14H224V17H226V18H224V19H222L223 21L225 20V19H227V21L229 22V20H228V17H227V15L229 14H227V11H224V13ZM232 12L234 13V10L232 9V11L230 12L231 14H232ZM239 12V11H238ZM147 13V14H146ZM16 14V13H15ZM44 14V15H43ZM48 14V15H49ZM52 14V13H51ZM148 14H149V16H148ZM201 14H200V17L199 18H201V19H199V20H202V18H203V16L204 15H202L201 16ZM220 14V13H219ZM218 14V15H219ZM223 14V13H222ZM222 14H220V18H222L223 16H222ZM4 15V17H5V20H6V14H3ZM9 15V14H8ZM47 15V16H48ZM217 15V14H216ZM216 15H213V16H215V18H217L216 17ZM9 16H11V14L9 15ZM43 16V17H42ZM49 16H51L52 17V15H49ZM152 16V17H151ZM231 16H233V14L231 15ZM0 17L2 18V14L0 15ZM23 17V16H22ZM21 17V18H22ZM25 17V16H24ZM145 17H150V18H147V19H151L152 20V22L150 23L147 19V21H148V23H150L151 25H148V26H146V22L144 21V26L142 27V21L144 20V18ZM207 17L210 19V17L207 15ZM207 17H205L207 20H208V18ZM230 17V16H229ZM27 18H28V20H25V19H23V20H25V21H29V17L27 16ZM78 18V19H77ZM205 18H203V19H205ZM219 18V17H218ZM3 19V18H2ZM10 20L12 19V18H9ZM8 19V17H7V20L8 21H10ZM14 20L16 19L17 21H18V19H17V17L16 18H13ZM12 19V20H13ZM34 19H35V21H34ZM67 19V20H66ZM76 21H75V20ZM176 19V23H177V27H174V25H175V23H174V20ZM195 19V18H194ZM194 19H192L193 20V24H195V21H194ZM197 19V18H196ZM231 19V18H230ZM20 20V19H19ZM74 20V22H72ZM98 20V21H97ZM100 20H101V24L99 23L100 22ZM213 20V18H211L209 21H208V24H211V23H209V22H211ZM1 21V20H0ZM3 21V20H2ZM1 21V22H2ZM41 21H45L44 23L43 22H41ZM64 21H66L67 23H69V24H66L67 26L63 29V26L65 25L64 24ZM107 21H108V23L109 22H111L110 24H111V26H109V24H108V26L111 28V32H108L109 30H108V27L107 26H105V24H107ZM223 21H222V24H223ZM226 21V23H228ZM13 23H14V27H16V26H18L19 28L21 27V28H24L25 26V24H26V22H25V24H22L24 21H21L20 20V24H21V26H19L18 24V22H17V25L15 26V24H16V21L14 22V21H12ZM12 22L10 21L9 23H11L12 24ZM22 22V23H21ZM65 22V23H66ZM103 22H104V26H105V28L107 29H105L104 28V26H102V24H103ZM189 22V23H190ZM203 22H204V20H203ZM206 22V21H205ZM204 22V23H205ZM4 23V21L2 22V24ZM8 22H7V25L9 24ZM32 23V24H33ZM41 23H43L42 25H41ZM97 23H99L98 25L100 26V29H98L99 27H97ZM183 23H185L184 21H183ZM199 23H200V21H199ZM198 23V24H199ZM202 23V22H201ZM213 23V22H212ZM224 23H225V21H224ZM5 24H6V22H5ZM4 24V25H5ZM10 24V25H11ZM78 24V25H79ZM93 24H95L96 25V29L93 27V26H95V25H93ZM190 24H192V23H190ZM207 24V23H206ZM206 24H205V26H206ZM230 24V23H229ZM6 25V26H7ZM10 25H8V27L10 28ZM24 27H23V26ZM27 25V24H26ZM27 25V26H28ZM35 25V26H36ZM77 25V24H76ZM1 26V25H0ZM13 26V25H12ZM32 27L34 26V25H31ZM35 26H34V28H35ZM81 26L79 25V27L81 28ZM85 26V27H84ZM176 26V25H175ZM198 26V25H197ZM201 26V25H200ZM209 26V25H208ZM208 26L206 27V29L208 28ZM223 26V25H222ZM4 27V26H3ZM13 27V30H12V27L10 28V30L11 31H15L14 28ZM18 27H16V28H18ZM36 27H38V26H36ZM40 28V27H38V29H36V35H35V37H32V35H30L31 37H32V39H31V41L32 42H34V43H32V45H31V48H33V44H36V46H35V51L37 52V53H35L34 51V53H35V55L36 54H38L37 56L38 57H41L40 59L36 56V58H35V55L33 54V52H31V54H33V55H30V53H28L29 54V56H31V58L34 56V59H30V60H34V61H36L37 60V62L38 61H41L40 63H42L44 60H43V55H42V52H43V50H44V53H47V52H45V49L43 48V46H45L46 45V41H48L50 38L49 37H51V36H47V35H49L51 32H49V31H46L45 30V28ZM74 27V28H75ZM103 28V30H102V28ZM144 27H147V28H149V29H145ZM202 27V26H201ZM200 27V28H201ZM204 27V26H203ZM228 27V26H227ZM2 28V26L0 27V29ZM4 28H6V27H4ZM20 28V29H21ZM26 28V27H25ZM24 28V32H25V30H26V34L28 35V32H30V29H31V27L29 26V27H27L26 29ZM28 28H30V29H28ZM109 28V29H110ZM131 28V29H130ZM145 29V30H147L148 32H146L145 33V30L143 31V29ZM194 28V27H193ZM200 28H195V29H197L196 30V32H197V38H193V39H197L199 42L197 43L198 45H200V44H204V40L206 39V38H204V36H206V35H204L203 36V33H202V31H204V30H200ZM8 29V28H7ZM20 29H16L17 30V33H18V31L20 30ZM33 29V28H32ZM91 31H90V30ZM97 29H98V32H95V31H97ZM120 29V30H119ZM127 29H130V31L131 32H133L134 34H136V35H138L137 37H136V35H135V38L132 36V35H130L131 33H130V31L129 30H127ZM133 29V30H132ZM142 29V30H141ZM184 29H183V31H184ZM201 29H204V28H201ZM205 29V30H206ZM209 29V28H208ZM2 30H4L3 28H2ZM9 30V29H8ZM22 30V29H21ZM68 30V31H69ZM102 30V31H101ZM5 31H6V29H5ZM4 31V32H5ZM33 31V30H32ZM32 31H31V33H32ZM58 31V32H57ZM62 32V34H60L59 32ZM65 31V32H66ZM71 31V30H70ZM78 31V32H77ZM125 31H127V32H129V33H127V34H129L130 35V37H129V35H127L126 34V32ZM186 31L185 32H183V33H185V35L187 34L186 33ZM193 31H194V29H193ZM3 31H2V33H4ZM20 32V34L18 33H15L14 32V37H16V35H18V38H22V39H25L26 40V38H28L27 36H25L23 33H22V35L24 36V38L22 37V36H19V35H21V32L22 31H19ZM34 32H35V30H34ZM47 32H49V33H47ZM83 32V33H84ZM106 32H108L107 34H106ZM118 32H121V33H118ZM1 33V32H0ZM9 33H10V31H9ZM13 33V32H12ZM69 33V35H70V32H68ZM84 33V34H85ZM110 33H111V36H108V35H110ZM116 33V34H115ZM125 34L128 38H126V39H124L125 37H123L122 36V34ZM132 33V34H133ZM141 33H143L142 35H141ZM194 33H195V31H194ZM208 33H209V31H208ZM8 34V33H7ZM94 34H96V36L94 35ZM101 34V35H100ZM105 34V35H104ZM133 34V35H134ZM146 34V35H145ZM196 34V33H195ZM10 35V34H9ZM50 35H52V34H50ZM76 35V36H77ZM102 35H104L105 36V38H104V36H102ZM113 35V36H112ZM119 36L120 38H118V39H121V38H123V41L124 42H118L117 44L115 43L116 42V39H117V37H116V39L115 38H113V40L112 41H114V44H115V46L113 45V42H111V40H110V42H109V39H112L111 37H115V36ZM124 35V36H125ZM192 35H190V36H192ZM2 36H3V34H2ZM2 36L0 35V38L2 39ZM4 36H5V33H4ZM7 36V35H6ZM10 36H12V35H10ZM10 36H7L8 37V39L10 38V40H8V41H4V42H8V44H9V46H11V44L14 42V41H16L17 43H18V41H20L19 39H18V41H17V38H13V39H15V40H13L12 39V37H10ZM30 36H29V38H30ZM53 36V35H52ZM122 36V37H121ZM132 36V37H131ZM145 36V37H144ZM208 36V35H207ZM26 37V38H25ZM66 36H64V38H65ZM106 37H108V39H107V42H106ZM143 37V38H142ZM5 38V37H4ZM53 38H54V36H53ZM53 38H52V40H53ZM60 39H61V37H59ZM59 38L57 39L58 41L57 42H59L60 43V41L62 40V42H63V39H61V40H59ZM63 38V37H62ZM73 38H74V35H73ZM90 38V39H89ZM134 38V40L131 42L130 41V39L132 40ZM11 39L13 40L12 41V43L11 42H9V41H11ZM75 40L76 39H78V37H75L74 38ZM87 39V38H86ZM98 39V40H99ZM128 39V40H127ZM3 40V39H2ZM1 40V41H2ZM51 40V39H50ZM48 41L47 43L49 44V42H52V41ZM55 40V39H54ZM53 40V42L54 43H56L55 41ZM65 40V39H64ZM66 40V41H67ZM96 42H95V41ZM184 40V41H183ZM189 40H191L192 41V39L189 37V39H188V41ZM28 41H30V40H28L27 39V45L31 42H28ZM74 41V42H73ZM80 41V42H79ZM190 41V42H191ZM194 41V40H193ZM193 41H192V43H193ZM3 42V43H4ZM16 42H14V43H16ZM23 43V45H21L22 43ZM21 42H19L20 43V45L22 46V49H20L19 48V45H18V48L19 49H17V44L15 45V48H13L12 50L13 51H11V52H13V54L10 52V51H8V55H9V57H8V59L10 58V57H12V56H10L11 54L13 55V58L15 57V59L17 58V56H18V58H19V55H21V57L19 58L20 60H23V62H25L24 61V57L25 56H28L27 55V53H26V51H28V50H30L31 48H29V45H28V50H26L25 51V53H26V55L24 54V52L22 53V52H20V51H24L23 50V46H24V49H27V45H26V43H25V45H24V42L23 41H21ZM52 42V43H53ZM67 42V43H68ZM85 42H86V44H85ZM129 42H127L128 44H129ZM1 43V42H0ZM2 43V44H3ZM6 43H4V45L6 44ZM13 43V44H14ZM71 43V42H70ZM69 43V44H70ZM184 43V44H183ZM213 44H214V42H212ZM216 43H217V41H216ZM7 44V45H8ZM13 44H12V46H13ZM58 44V43H57ZM57 44H56V46H57ZM69 44H67L68 46H69V49H71L70 48V45ZM73 44L71 45V46H73ZM60 45H61V43H60ZM65 45H66V42H65ZM86 45V46H85ZM215 45H217V44H215ZM6 46V45H5ZM9 46H8V48L7 49H9L10 50V48H9ZM12 46H11V48H12ZM51 46L52 45H50V48H51ZM54 46V45H53ZM62 46V48H63V45H61ZM61 46H60V49H62L61 48ZM75 46V45H74ZM45 48H47V49H50V48H48V45H46L45 46ZM54 48H55V46H54ZM58 48H59V45H58ZM79 48V49H78ZM95 48V49H94ZM217 48H218V46H217ZM18 51L19 50V52H20V54L18 55V52L16 51V50ZM43 49V50H42ZM52 49V48H51ZM55 49H57V48H55ZM67 49L68 48H66V52H67ZM75 48H72V51L73 50H75L76 51V53H77V50H76ZM84 49H83V51H84ZM100 49H105V50H103V53H102V50H100ZM214 49H216V48H214ZM14 50L17 52V56H15V54L16 53H14ZM31 50H34V49H31ZM30 50V51H31ZM58 50V49H57ZM107 50H108V52H107ZM120 50V49H119ZM217 50V49H216ZM215 50V51H216ZM51 50H48V53L50 52ZM53 51V50H52ZM74 51V52H75ZM81 49H80V51H78V53L80 52L81 53ZM82 51V53L83 54H85V51L83 52ZM97 51V50H96ZM29 52V51H28ZM60 51H58V54H60L59 53ZM69 52V51H68ZM68 52H67V54H68ZM2 53V54H1ZM5 53V52H4ZM2 51L0 52V68L4 71H6V72H9V73H7L8 74V76H10L11 78H13V76H12V73L14 72V69L15 68H13L15 65H17L16 63H15V60L13 59V58H11V62L14 60V62H12L13 64H14V66H12V70L9 68V70H11V71H13L12 73L9 71V70H6V67H10V65L9 64H7V62L8 61H10V60H8V59H6L5 58V56L4 55H6L7 54V52H6V54H4ZM47 53V54H48ZM53 52H51L49 55H48V61L47 62H49V56H51V57H56L55 55L54 56H52L53 54H52ZM55 53H57L56 52V50H55ZM54 53V54H55ZM62 53H63V55H65V53L63 52V50H62ZM71 53V52H70ZM73 53V52H72ZM76 53H74L75 55H76ZM79 53V54H80ZM87 53V52H86ZM106 53H104L105 55H106ZM4 54V55H3ZM52 54V55H51ZM79 54H77V56H82V55H79ZM103 54V55H104ZM110 54V53H109ZM23 55H25V56H23ZM57 55V54H56ZM62 55V56H63ZM90 56L89 55V53L87 54V55H84V56H82L81 58H85L86 59V62L84 61V59H80V57L78 58L77 56V59H76V57H75V59H74V57H73V59L75 60H73V59H71L72 57L71 56H73V54H69L68 56H69V59L72 61V62H75V63H77V65L76 64H74V63H72V64H69V62H70V60L69 59H58V60H62L63 62L64 61H66V60H69L68 61V63H66V64H68V66L70 67L69 69H70V71H71V73L70 74H72L74 77H75V80H74V77H73V79L71 78L72 76L69 74V72L70 71H68V68L65 66V63H64V65H62L63 64V62H61V61H59L60 63H61V66H59L60 64H59V62H58V60H57V58H55L56 59V64H57V62H58V64L59 65H56V66H59V68H62V73H63V76L64 75H70V77H69V79L71 78L72 80H73V82H68V81H70V80H68L67 79V81H65V82H67L68 84H70L71 86H72V84L75 82V83H77V77H78V74H77V72L79 73V71H78V68L80 67V68H82V66H84V64H87V68H88V66L90 67V66H92L93 65V61H95V63H96V61H97V59L96 60H94L95 58H93V57H96V56ZM7 56V55H6ZM22 56H23V58H22ZM28 56V57H29ZM44 56H46V55H44ZM62 56H61V58H62ZM107 56L109 57L110 55H106V59H107ZM51 57H50V59H51ZM58 57H59V55H58ZM71 57V58H70ZM100 57V56H99ZM17 58V59H18ZM22 58V59H21ZM30 58V57H29ZM29 58H26V59H28L29 60ZM103 58V59H102ZM102 58H100V59H102V61L104 62V63H106L107 61H105V57L103 56ZM110 58V57H109ZM108 58V59H109ZM141 58V59H140ZM13 59V60H12ZM45 59V58H44ZM55 59H54V61H55ZM80 59V60H79ZM92 59H93V61H92ZM99 59V60H100ZM27 60V61H28ZM29 60V61H30ZM98 60V61H99ZM115 60V61H116ZM220 60V59H219ZM50 61H52V62H54L53 61V58H52V60H50ZM77 61V62H76ZM84 63L83 65H81L82 63ZM109 61H111V59H109ZM114 61V62H115ZM37 62H35V64H37ZM47 62L45 63V65H44V62L42 63L43 64V68L45 69V71L47 70V74L49 73V74H51L50 73V65L51 66H54L53 64H49V66H48V64H47ZM51 62V63H52ZM89 62V63H88ZM91 62H92V65H91ZM102 62V63H103ZM189 62V63H188ZM192 62V58L190 59V56L189 55H186V57H183L181 60H180V63H179V69L181 70V71H183L184 70V68H185V65L186 64H188V66H187V68H190L189 66V64ZM12 63H11V65H12ZM18 63H21L20 61L18 62ZM25 63H27V62H25ZM24 63V64H25ZM40 63H38L39 65H40V68H41V64ZM50 63V62H49ZM78 63H81V64H78ZM216 63H217V61H216ZM219 63V62H218ZM217 63V64H218ZM24 64H22L21 65V67L23 66L24 67ZM29 64H31L32 65V63L30 62V63H28V64H26V65H29ZM34 64V65H35ZM90 64V65H89ZM101 65V62H99L98 64H95V65ZM108 64L109 63H107V66H108ZM110 64H111V62H110ZM126 64V65H125ZM7 65V66H6ZM34 65H32V67L34 66ZM78 65H80L79 67H77ZM113 65V66H114ZM167 65V66H166ZM37 66V65H36ZM63 66V67H62ZM102 66V65H101ZM112 66V65H111ZM142 66V63H141V65H139L138 66V68H140ZM16 67V66H15ZM37 67H39V66H37ZM50 67V68H49ZM55 67V66H54ZM53 67V68H54ZM85 67H86V65H85ZM94 67V66H93ZM97 67V66H96ZM110 67V66H109ZM131 67V68H132ZM143 67V66H142ZM143 67V68H144ZM26 69H29V72H31L30 71V67H25ZM24 68V70H23V68H22V73H24V71H25V74H26V69ZM34 68V67H33ZM43 68H41L42 69V71H44L43 70ZM63 68H66L65 69V71H68V74H65V72H64V70H63ZM95 68V67H94ZM98 68V67H97ZM97 68H96V71H97ZM102 68V67H101ZM115 68V67H114ZM136 68H137V66H136ZM135 67H134V69L135 70H133V69H131V72H132V70L133 71H135V72H139V69H136ZM177 68V69H178ZM0 69V70H1ZM8 69V68H7ZM17 69V68H16ZM18 69H19V64H18ZM17 69V71L19 72V70H21V69H19L18 70ZM34 69H36V67L34 68ZM34 69H32V70H34ZM48 69L50 70L49 72H48ZM54 69H56L57 71H58V69H57V67L56 68H54ZM83 69V68H82ZM82 69H81V75L83 74V73H86V71H83V73H82ZM85 69V68H84ZM83 69V70H84ZM90 69H93L92 67L90 68ZM98 69H100V66H99V68ZM106 68H104V70H105ZM117 69V68H116ZM141 69V68H140ZM177 70V71H180V70ZM1 70V71H2ZM55 70V71H56ZM61 70V69H60ZM60 70L58 71V72H60ZM80 70V69H79ZM86 70H88V69H86ZM119 70V71H120ZM124 70V69H123ZM127 70V69H126ZM142 70H144V69H142ZM4 71V72H5ZM17 71H15V72H17ZM36 71V70H35ZM38 72L40 71V69L39 70H37ZM54 70H52L51 72H53ZM56 71V72H57ZM90 71V70H89ZM107 71V70H106ZM122 71V70H121ZM125 71V70H124ZM128 71V70H127ZM126 71V72H127ZM4 72L2 73L1 72V74H3L4 75ZM14 72V73H15ZM92 72H93V70H92ZM91 72V73H92ZM104 72V71H103ZM32 73V72H31ZM33 73H34V71H33ZM32 73V75L34 76V75H37V74H33ZM40 73V72H39ZM67 73V72H66ZM89 73V72H88ZM88 73L86 74V75H88ZM91 73H89L90 75H91ZM94 73V72H93ZM112 73H113V71H112ZM117 73V72H116ZM119 73V75H120V73L121 72H118ZM129 73V75H130V72H128ZM142 73V74H143ZM162 73H164L165 75H163ZM178 72H176V74H177ZM11 74V75H10ZM20 74V75H19ZM28 74H30V73H28ZM46 74V73H45ZM48 74V75H49ZM52 74H54V73H52ZM52 74L51 75H49L50 76V78L48 77V78H46V76L44 77V79H47V80H45L46 82L48 81V79H49V83H51V81H53L54 82V78L56 77V76H52ZM58 74V73H57ZM96 74V73H95ZM114 74V73H113ZM124 74V73H123ZM127 74V73H126ZM6 75V74H5ZM17 75H19L20 77H21V75L23 76V74H21L20 72L19 73H15V76H14V80L17 82V86L19 87V86H23V84H24V82H23V80H20L21 82H23L22 83V85H19L20 83L18 82L19 80H17L18 78H20L19 76L17 77ZM31 75V77H32V80H33V76ZM38 75H40V77H39V79L41 80V77L42 76H44L43 75V73L41 72L40 74H38ZM47 75V76H48ZM59 75V74H58ZM62 74L60 73V76H61ZM81 75H79V76H81ZM89 75V76H90ZM98 74H96V76H97ZM115 75V74H114ZM118 75V76H119ZM125 75V74H124ZM123 75V76H124ZM141 75V74H140ZM25 76H27V75H25ZM83 76V75H82ZM89 76H87V77H85L86 79L89 77ZM93 76V75H92ZM106 77H108V75L106 74L105 75ZM109 76H110V74H109ZM121 77H122V75H120ZM119 76V77H120ZM139 76V75H138ZM3 77V76H2ZM7 77V76H6ZM16 77H17V79H16ZM31 77H29L30 79H31ZM52 77V78H51ZM94 77V76H93ZM115 77H116V75H115ZM21 78H23V77H21ZM26 78V80H28V78L27 77H25ZM34 78H37L38 79V76L36 77V76H34ZM60 77L58 76V78L56 77L55 79H58V80H56L55 81V83H57V81L59 82L60 81V79L62 78H60ZM83 78H84V76H83ZM83 78H78V80L80 79V83L81 82H83L84 81V79ZM92 78V77H91ZM91 78L89 77L88 79H90L91 80ZM96 78H98V77H96ZM96 78H94V80H96ZM102 78V77H101ZM113 78V77H112ZM124 78H126V76L124 77ZM127 78H128V75H127ZM136 78H137V76H136ZM135 78V79H136ZM142 78V77H141ZM163 78V79H162ZM7 79H9L10 81L12 80V79H10V78H7ZM50 79H51V81H50ZM53 79V80H52ZM63 79L65 80L66 79V77L64 78L63 77ZM63 79L61 80V81H63ZM85 79V86H84V88H88V87H86V83H88V82H86L87 80ZM93 79V78H92ZM111 79V78H110ZM115 79V78H114ZM117 79H119V78H116V80ZM120 79H122V78H120ZM130 79H131V75H130ZM2 80V82L0 83L1 85L4 83V82H6V78H5V76L3 77V79H1V77H0V81ZM4 80V81H3ZM7 81V82H10V81ZM25 80V86H26V84H27V82L28 81H26ZM42 80H43V77H42ZM82 80V81H81ZM90 80H88L89 81V83H88V85L90 84ZM107 80V79H106ZM132 80V79H131ZM140 80V79H139ZM142 80V79H141ZM15 81H13V84H14V88L16 87L15 86ZM33 81H35V79L33 80ZM32 81V82H33ZM39 81V80H38ZM37 80H36V82H38ZM60 81V82H61ZM97 81H100L99 80V78H98V80ZM105 81V80H104ZM108 81V80H107ZM127 81V80H126ZM164 81V82H163ZM6 82V83H7ZM12 82V81H11ZM29 82H31L30 80H29ZM28 82V83H29ZM30 83V84H32V85H34L35 86V84H34V82L33 83ZM35 82V83H36ZM48 82H47V84H48ZM52 82V84L53 85H55V83H53ZM101 82V81H100ZM103 82V81H102ZM102 82H101V84H102ZM115 82V81H114ZM119 82H120V84H119ZM129 82V81H128ZM135 82V81H134ZM140 82H142V81H140ZM146 82V81H145ZM146 82V83H147ZM5 83V84H6ZM19 83V84H18ZM43 83V82H42ZM74 83V84H75ZM104 83V82H103ZM107 83V82H106ZM116 83V82H115ZM137 83V82H136ZM137 83V84H138ZM143 83H144V81H143ZM9 83H7L6 85L8 86V88H9V85H11V84H9ZM12 84V85H13ZM38 84V83H37ZM39 84L41 85V82L39 81ZM51 84V85H52ZM73 84V85H74ZM92 84V83H91ZM91 84L89 85V86H91ZM129 84V83H128ZM135 84V83H134ZM4 85V84H3ZM12 85L10 86L11 88H12ZM58 85V84H57ZM57 85H55V86H57ZM87 85V86H88ZM92 85H94L95 86V81H94V84H92ZM120 85H121V87H120ZM155 85H156V87H155ZM7 86L5 87V86H0V89H1V87L5 90L6 89V91H7ZM24 86V88L25 89H27L26 87H30V85H27L26 87ZM45 86V85H44ZM71 86H69V87H71ZM75 86H76V84H75ZM77 86H79V88H80V84H79V81H78V84H77ZM113 86H115V84L113 85ZM117 86V85H116ZM124 86V85H123ZM146 86V85H145ZM49 87V86H48ZM59 87V86H58ZM74 86H72L71 88H73ZM128 87H131V86H128ZM137 87H139L138 85H137ZM42 88V87H41ZM70 88V89H71ZM136 87H132V89H135ZM153 88H155V89H153ZM18 89H20V87L18 88ZM22 89H23V87H22ZM46 89V88H45ZM90 89V87L88 88V90ZM152 89H153V92H152ZM4 90H0V92L1 91H3L4 92ZM13 91V88L12 89H10V91ZM55 90H57V89H55ZM92 90V89H91ZM140 90H142V92L140 91ZM157 90V91H158ZM16 91H20V90H16ZM22 91V90H21ZM73 91V89L72 90H70V91H68L69 93L70 92H72ZM84 91V90H83ZM82 91V92H83ZM150 91V92H149ZM156 91V92H157ZM3 92L2 93H0L1 95L3 94ZM78 92H79V90H78ZM78 92H76L75 93V90L72 92V93H70L71 94V97H68V95H67V98H65L66 100L67 99H70V101H74L73 99H72V96L74 95V94H78V96H79V94L80 93H78ZM87 93L86 94H89L90 95V92L88 93V91H86ZM140 92H141V94H140ZM8 93V92H7ZM68 93V94H69ZM85 93V92H84ZM152 93V94H151ZM153 93H154V95H153ZM20 94H22L21 92H20ZM20 94H19V98L18 99H20V97H22V96H20ZM67 94V92L65 93V95ZM5 95H6V93H5ZM8 95V94H7ZM95 95V94H94ZM179 95V94H178ZM4 96V95H3ZM9 96V98L10 97H12V96H10V94L8 95ZM83 96V95H82ZM81 96V97H82ZM93 95L91 94L90 96H88V97H92ZM152 96V97H151ZM156 96L158 97V95L156 94ZM31 98H34V97H32V96H30ZM63 97H64V95H63ZM80 97V96H79ZM132 97V96H131ZM157 97H154V98H157ZM178 97V96H177ZM4 98V97H3ZM86 98H87V96H86ZM135 98H137V96L135 97ZM135 98H130L131 100H133V99H135ZM154 98H152L153 100V102H154ZM180 98V97H179ZM8 99V98H7ZM63 99V101H64V98H62ZM72 99V100H71ZM89 99V98H88ZM94 99V96H93V98H92V100ZM129 99V100H130ZM138 99V98H137ZM176 99V98H175ZM175 99L172 101V106H173V103L175 102ZM3 100V99H2ZM38 100V99H37ZM58 100V99H57ZM65 100V101H66ZM119 99L117 98V100H116V103H118L119 101H118ZM140 100H139V102H140ZM147 100V99H146ZM160 100V99H159ZM29 101H30V99H29ZM69 100H67V102H68ZM69 101V102H70ZM118 101V102H117ZM127 101H128V99H127ZM138 101V100H137ZM8 102V101H7ZM25 102V101H24ZM31 102V101H30ZM42 102V101H41ZM58 102V101H57ZM71 102V103H72ZM130 102H132V101H130ZM133 102H135V101H133ZM139 102H137V103H139ZM223 102V101H222ZM120 103V102H119ZM121 103H122V101H121ZM161 103V102H160ZM170 103V104H169ZM57 104V103H56ZM223 104V103H222ZM25 105H26V102H25ZM38 105V104H37ZM157 105H158V107H157ZM175 105H176V103H175ZM174 105V106H175ZM22 106V105H21ZM40 106V105H39ZM45 106V105H44ZM57 106V105H56ZM55 106V107H56ZM61 106H62V104H61ZM60 106V107H61ZM221 106V105H220ZM25 107V106H24ZM33 107H35V106H33ZM46 107V106H45ZM58 107V106H57ZM177 107V106H176ZM204 107V106H203ZM222 107H224V106H222ZM22 108H23V106H22ZM26 108V107H25ZM42 108V107H41ZM30 109H33V108H30ZM36 109H37V107H36ZM43 109V108H42ZM55 109V108H54ZM57 109H59V108H57ZM170 109V110H169ZM198 109V108H197ZM203 109H206L205 107L203 108ZM21 110V109H20ZM24 111H25V109H23ZM33 110H35V109H33ZM38 110H40V109H38ZM38 110H36L35 112H37ZM46 110V109H45ZM67 110V109H66ZM70 110V109H69ZM199 110H200V108H199ZM202 110V109H201ZM210 109H208V111H209ZM221 110V109H220ZM227 110V109H226ZM6 111V110H5ZM42 111V110H41ZM58 111V110H57ZM179 111V110H178ZM207 111V110H206ZM207 111V112H208ZM27 112V111H26ZM38 112H40V111H38ZM43 113H44V111H42ZM60 112V111H59ZM203 112V111H202ZM201 112V113H202ZM3 113V112H2ZM21 113H23L22 111H21ZM31 113V112H30ZM46 113V112H45ZM61 113V112H60ZM63 113H64V111H63ZM71 113V112H70ZM69 113V114H70ZM200 113V112H199ZM205 113V112H204ZM225 113H227V112H223V114H225ZM6 114V113H5ZM24 114V113H23ZM26 114V113H25ZM25 114H24V116H25ZM28 114V113H27ZM36 114H38V113H35V115ZM42 114V113H41ZM41 114H38V116H35L36 118L37 117H40V116H42ZM175 114H177V115H175ZM196 114V113H195ZM209 114V113H208ZM198 115V114H197ZM197 115H195V116H197ZM44 116V115H43ZM46 116L47 115H45V119L47 120L48 118H46ZM67 116V115H66ZM69 116H71V115H69ZM199 116H200V114H199ZM202 116V115H201ZM210 116V115H209ZM29 117V116H28ZM34 117V116H33ZM49 117V116H48ZM173 117H174V119H173ZM233 117V116H232ZM34 118L35 120H37V119H39V118ZM70 118V117H69ZM180 118V116L177 118V120ZM213 118H214V116H213ZM30 119V118H29ZM33 119V120H34ZM44 119V117L42 118V119H39L38 121H40V120H45ZM51 119V118H50ZM65 119V118H64ZM68 119V118H67ZM193 120V122H194V126H195V123H196V121H194ZM4 121H5V119H4ZM41 122V123H43L42 125H44V127L42 126V125H40V128L42 127L43 129H44V131H45V135L48 133V127L50 126V124L49 123H52L53 124V122H51V120L49 121L48 120V124H49V126H45V125H47L46 124V122L44 123V122ZM181 121V120H180ZM35 122H37V121H35ZM178 122V121H177ZM182 123H181V125L184 123L183 122V120L181 121ZM260 122H263V124L261 125H259V123ZM29 123V122H28ZM32 123V122H31ZM38 123V122H37ZM36 123V124H37ZM6 124H8V122L6 123ZM39 124V123H38ZM52 124H51V127H49V129H51L52 130ZM187 124V123H186ZM193 124V123H192ZM197 124H199V123H197ZM33 125H35L34 123H33ZM138 125V124H137ZM137 125H136V127H137ZM178 126H180L179 124H177ZM184 125H185V123L183 124V127H184ZM189 124H187V126H188ZM8 126V125H7ZM27 126H29L28 124H27ZM186 126V127H187ZM191 126V125H190ZM203 126H204V128H203ZM4 127H5V124H4ZM35 128L37 127V129H40V128H38V125L37 126H34ZM47 127V128H46ZM28 128H30V126L28 127ZM40 129V130H43V129ZM138 128V127H137ZM195 128V127H194ZM9 129V128H8ZM127 129V130H128ZM153 129V128H152ZM180 129V128H179ZM191 129L193 130V127H191ZM203 129L206 131H203ZM207 129H209V130H212V132H213V136H214V138H213V136H212V134H211V138H213V139H209V141H208V143L209 144H205V142H206V136L208 135V133H207ZM51 130H50V132H51ZM139 130V129H138ZM184 130H186V129H184ZM183 130V131H184ZM190 130V129H189ZM188 130V131H189ZM192 130H190V132L192 131ZM208 130V131H209ZM32 130H30V132H31ZM35 131H37V132H41V131H38V130H35ZM134 131V130H133ZM43 132V131H42ZM47 132V133H46ZM132 132V131H131ZM135 132H136V129H135ZM134 132V134H136ZM139 132V131H138ZM145 132V131H144ZM154 132V131H153ZM155 132H156V129H155ZM178 132V133H177ZM185 133H186V131H184ZM183 132V133H184ZM205 132V133H204ZM211 132V131H210ZM211 132V133H212ZM26 133H28L27 131H26ZM44 133V132H43ZM157 133V132H156ZM182 133V134H183ZM188 133V132H187ZM186 133V134H187ZM207 133V134H206ZM29 134V133H28ZM34 134V133H33ZM42 134V133H41ZM133 134V133H132ZM168 134H170V135H168ZM175 134V135H174ZM177 134H178V136H177ZM181 134V135H182ZM194 134V133H193ZM16 135V134H15ZM38 135H39V133H38ZM137 135V134H136ZM139 135V134H138ZM172 135V137H173V139L170 137ZM189 136H190V134H188ZM41 136V135H40ZM39 136V137H40ZM44 136V135H43ZM141 136V135H140ZM140 136H137V137H140ZM210 135H208V137H209ZM19 137V136H18ZM34 137H35V135H34ZM38 137V136H37ZM39 137H38V139H39ZM44 137H46V136H44ZM43 137V138H44ZM96 137L97 138H99L97 135H96ZM184 137H185V135H184ZM204 137H206L205 139H204V141L205 142H203V138ZM227 138L228 140H230V142H228V141H226L227 143H230L229 144V146H226V144H224L225 145V147H224V145H220L221 144V142H219L220 140L219 139H221L222 138V140H223V138ZM11 138V137H10ZM36 138V137H35ZM97 138H94L95 140L97 139ZM171 138V139H170ZM192 138V139H193ZM210 138V137H209ZM262 138H263V140H262ZM20 139V138H19ZM18 139V140H19ZM40 139H41V137H40ZM91 139H93V138H91ZM93 139V141L95 142V140ZM169 139H170V141H169ZM181 139V140H180ZM183 139H185V138H183ZM188 139V138H187ZM44 140H47V137L46 138H44ZM186 140V139H185ZM190 140V139H189ZM219 140V141H218ZM4 141H5V139H4ZM89 141V139L87 140V142ZM181 141H183V142H181ZM0 142H1V140H0ZM3 142V141H2ZM1 142V143H2ZM89 142H91V141H89ZM93 142V144H95ZM96 142H98V141H96ZM190 142V141H189ZM216 142H218V145H220V146H222V147H218V145L216 144ZM225 142V143H226ZM6 143H7V141H6ZM6 143L4 142V144L6 145ZM17 143V142H16ZM220 143V144H219ZM9 144V143H8ZM13 144H14V141H13ZM201 144V146H198V145H200ZM203 144H205V145H203ZM223 144V143H222ZM10 145H12V144H10ZM10 145L8 146V147H10ZM217 145V146H216ZM3 147H4V145H3ZM11 147H13V146H11ZM192 147V146H191ZM194 147H196V146H194ZM6 148H7V146H6ZM16 148V147H15ZM163 148V147H162ZM3 149V148H2ZM1 149V150H2ZM5 149V148H4ZM9 149H11V148H9ZM13 149V148H12ZM142 149V148H141ZM15 150V149H14ZM4 151V150H3ZM140 151V150H139ZM5 152H7V151H5ZM155 152V151H154ZM158 152V151H157ZM161 152V151H160ZM10 153V152H9ZM8 153V154H9ZM147 153H149L148 151H147ZM3 154V153H2ZM12 154V153H11ZM18 157H19V155L17 154V153H15ZM140 154V156H141V153H139ZM143 154V153H142ZM5 155V154H4ZM13 155V154H12ZM11 155V156H12ZM22 155V154H21ZM21 155H20V157H21ZM137 155V154H136ZM148 155H151V154H148ZM6 156V155H5ZM8 156V155H7ZM23 156V155H22ZM137 156H139V155H137ZM38 157V156H37ZM55 157V156H54ZM58 157V156H57ZM57 157H56V159H57ZM143 158H140L139 157V159H141V160H144L146 157H147V155L146 156H144V154H143V156H142ZM150 157V156H149ZM22 158V157H21ZM134 158H136V157H134ZM152 158V157H151ZM52 159V158H51ZM55 159V158H54ZM13 160V159H12ZM36 160V159H35ZM44 160H46V159H44ZM43 160V161H44ZM88 160V159H87ZM91 160V159H90ZM135 160V159H134ZM137 160H138V158H137ZM26 161V160H25ZM48 161H49V159H48ZM56 161V160H55ZM136 161V160H135ZM139 161V160H138ZM145 161H148V158H147V160H145ZM144 161V162H145ZM65 163H66V161H64ZM86 162V161H85ZM84 162V163H85ZM141 162V161H140ZM9 163V162H8ZM43 163V162H42ZM41 163V164H42ZM53 163V162H52ZM65 163H63V161H62V164L64 165ZM83 163V162H82ZM83 163V164H84ZM89 163H92V162H89ZM198 163H201V165H199ZM49 164V163H48ZM87 164V163H86ZM85 164V165H86ZM62 165V166H63ZM148 165V164H147ZM153 165V166H152ZM201 166V167H199V166ZM3 166V165H2ZM6 166V165H5ZM8 166V165H7ZM33 166V165H32ZM51 166H53L52 164H51ZM89 166H91V165H89ZM9 167H11V165L9 166ZM19 167V166H18ZM23 166H21V168H22ZM26 167H28L27 166V164H26ZM59 167V166H58ZM80 167V166H79ZM148 167V166H147ZM15 168V167H14ZM17 168V167H16ZM54 168V167H53ZM85 168H89L88 167V164L86 165V167ZM32 169H34V167L32 168ZM55 169V168H54ZM65 169V168H64ZM69 169V168H68ZM67 169V170H68ZM5 170V169H4ZM12 170H14V171H16V170H20V168L19 169H12ZM36 170V169H35ZM44 170V169H43ZM51 170V169H50ZM59 170V169H58ZM63 170V169H62ZM55 171H56V169H55ZM54 171V172H55ZM69 171V170H68ZM149 171V170H148ZM19 172V171H18ZM39 172V171H38ZM41 172V171H40ZM53 172V171H52ZM53 172V173H54ZM70 172V171H69ZM147 172V171H146ZM9 173V172H8ZM12 173H13V171H12ZM22 174V172H19V174ZM24 173L26 174V172L24 171ZM23 173V174H24ZM51 173V172H50ZM138 173H139V171H138ZM141 173V172H140ZM5 174H7V172H5ZM45 174V173H44ZM42 175V174H40V175H42L43 177L45 176V175ZM59 174H60V172H59ZM68 174V173H67ZM137 174V173H136ZM17 175V173L15 174V176ZM49 174H47V176H48ZM95 175V174H94ZM93 175V178H98L99 177V179H101L100 177H104L103 175L102 176H99V175H101V174H98L97 175V177H95ZM142 175V176H141ZM146 175V176H145ZM30 176V175H29ZM39 176V175H38ZM41 176V177H42ZM46 176V177H47ZM59 175H57V177H58ZM162 176V177H161ZM6 177V176H5ZM4 177V178H5ZM9 177V176H8ZM14 177V176H13ZM18 177H20V176H18ZM17 177V178H18ZM21 177H22V175H21ZM24 177V176H23ZM26 177H28L27 175H26ZM26 177H24V178H26ZM46 177L44 178V180L46 179ZM53 177H56V175L55 176H53ZM65 177V176H64ZM142 177H144L145 178V180H144V178H143V181H142ZM165 177V179H163ZM31 178V177H30ZM61 178H62V176H61ZM163 180H162V179ZM169 179V181H168V179ZM19 179V178H18ZM29 179V178H28ZM49 179V178H48ZM48 179H46V180H48ZM51 179V178H50ZM56 179V178H55ZM67 179V178H66ZM103 179V178H102ZM167 179V180H166ZM170 179H171V182H170ZM30 180V179H29ZM41 180V179H40ZM45 180V181H46ZM53 180V179H52ZM58 180V179H57ZM161 180V181H160ZM168 181V184H166V182ZM4 181H6L5 179H4ZM10 180H8V178H7V181H6V183L7 182H9ZM12 181V180H11ZM20 181V180H19ZM25 181V180H24ZM31 181V180H30ZM43 181V180H42ZM50 181V180H49ZM127 181V180H126ZM126 181L124 180V184H127L126 183ZM163 181V182H162ZM172 181H174V182H172ZM25 182H28L29 183V181L27 180V181H25ZM60 182V181H59ZM61 182H63V181H61ZM65 182V181H64ZM63 182V183H64ZM104 181H102V183H103ZM129 182V181H128ZM141 182V183H140ZM161 182H162V184H161ZM5 183V184H6ZM19 183V182H18ZM22 184H23V182H21ZM31 183V182H30ZM56 183V182H55ZM100 184H102L101 182H99ZM130 183H131V181H130ZM130 183H129V185H130ZM133 183H131V184H133ZM139 183H140V185H139ZM8 184V183H7ZM27 184V183H26ZM43 184V183H42ZM52 184V183H51ZM57 184H59L58 182H57ZM89 184H91V183H89ZM99 184V185H100ZM121 184H123V182L121 183ZM9 185V184H8ZM31 185V184H30ZM48 185V184H47ZM63 185V184H62ZM105 185V184H104ZM110 185V184H109ZM109 185H107V181H106V185L105 186H103V185H100L101 186V190L100 189H98V187L100 188V186H98V187H96V188H94V187H92V188H94V193L95 192H98V191H95V190H99L100 191V194H98L97 193V195H98V197L97 198H99V195H100V198H102L103 197V194H105V198H107V196H106V194L107 193H110L108 190H110L111 189V187H108ZM147 185V184H146ZM157 185V186H156ZM160 185V186H159ZM6 186V185H5ZM4 186V187H5ZM12 186V185H11ZM19 186V185H18ZM21 186V185H20ZM26 186V185H25ZM29 186V185H28ZM27 186V187H28ZM41 187L43 186V185H40ZM39 186V188H41ZM53 186V185H52ZM61 186V185H60ZM106 186L108 187V190H107V188H106ZM128 186V185H127ZM126 185H125V188L127 187ZM134 186V185H133ZM132 186V187H133ZM137 186V187H138ZM141 186V187H142ZM45 187H47L46 185H45ZM50 187V186H49ZM56 187H57V185H56ZM59 187V186H58ZM122 187H124V185L122 186ZM152 187V188H151ZM24 188H26V187H24V184H23V189ZM44 188V187H43ZM52 188V187H51ZM92 188H89V190L91 189V190H93ZM110 188V189H109ZM124 188V191L125 190H127V188H129V187H127L126 189ZM131 188V187H130ZM130 188H129V190H127V191H125L126 193H127V195H129V197H130V199L132 198V200H134L137 196H136V194L134 193V191L132 190L133 188H131V190H130ZM156 188H158V189H156ZM5 189V188H4ZM13 189H15V187L13 186ZM27 189V188H26ZM49 189V188H48ZM47 189V190H48ZM123 189V188H122ZM154 189H155V191H154ZM1 190V189H0ZM3 190V189H2ZM7 190H8V188H7ZM49 190H51V189H49ZM88 190V189H87ZM145 190V189H144ZM154 192H153V191ZM6 191V190H5ZM30 191H31V189H30ZM33 191V190H32ZM41 191V190H40ZM57 191V190H56ZM146 191V190H145ZM224 191V192H223ZM22 192V191H21ZM28 192V191H27ZM34 192V191H33ZM59 192V191H58ZM88 192V191H87ZM178 192V193H177ZM221 192H223V193H221ZM9 193V192H8ZM7 193V194H8ZM13 193V192H12ZM29 193V192H28ZM28 193H27V196H29L28 195ZM54 193V192H53ZM91 193V192H90ZM149 195H147V194ZM172 193H176L178 196H180V197H182V200L180 201V200H176L174 203H171L170 205H169V208H168V210H167V212L166 213H163L162 215H159V217H158V214L155 212V211H158V210H156L157 209V207H159V206H154V201H152V199H155L156 201L155 202H157V203H155L156 205L157 204H160L159 203V201L160 200H163V198L164 197H167V196H169V195H173ZM5 194H6V192H5ZM11 194V193H10ZM10 194H9V196H10ZM33 194V193H32ZM35 194V193H34ZM41 194V193H40ZM101 194H102V197H101ZM139 194V193H138ZM146 194V195H145ZM227 195V197H226V195ZM248 194H250L249 196H247ZM36 195V194H35ZM38 195V194H37ZM126 194H124V196H127ZM140 195V194H139ZM221 195H224L225 196V198H227V199H223V197L224 196H222V198H221ZM39 196V195H38ZM94 196V195H93ZM92 196V197H93ZM109 196V195H108ZM136 196V197H135ZM231 196V198H229L228 199V197H230ZM37 197V196H36ZM94 197H96V196H94ZM123 197V196H122ZM135 197V198H134ZM153 197V198H152ZM250 197V198H249ZM9 198V197H8ZM61 198V197H60ZM96 198V199H97ZM100 198H99V201H101V200H103V199H101L100 200ZM111 198L112 197H109L108 199H104V200H107V201H109L110 203H111ZM148 198L150 199L149 201H148ZM239 198V197H238ZM38 199H40L41 201H42V199H41V197L40 198H37V200ZM54 199V198H53ZM129 199V198H128ZM127 199V200H128ZM252 199V200H251ZM257 200V203H255L254 204V202H252V201H255V200ZM59 200V199H58ZM98 200V199H97ZM104 200H103V202H104ZM111 200V201H110ZM126 200V202H128ZM158 200V201H157ZM184 200V201H183ZM232 200V201H231ZM1 201V200H0ZM45 201H47L46 199H45ZM55 201V200H54ZM150 201H152V203H153V205H152V203L150 202ZM183 201V202H182ZM229 201H230V204H229ZM49 202H51V201H49ZM55 202H58V201H55ZM60 202H62V201H60ZM60 202H58V203H60ZM109 202H107V204H106V211L107 212H109V211H111L112 210V208H115L116 206L114 205V207H113V205L112 206H110V207H112L111 208V210H109L110 209V207H109ZM130 202V201H129ZM128 202V203H129ZM141 202V203H140ZM149 202V203H148ZM181 202H182V204H181ZM256 202V201H255ZM52 203V202H51ZM100 203V202H99ZM98 203V204H99ZM101 203H102V201H101ZM106 203V202H105ZM112 203H114V201H112ZM96 204V203H95ZM115 204V203H114ZM137 204V205H136ZM138 204H139V206H138ZM256 204H257V206H256ZM45 205V204H44ZM53 205H55V204H53ZM102 205V204H101ZM111 205V204H110ZM136 205V206H135ZM234 205V206H233ZM46 206H48V205H46ZM65 208H66V206L65 205H63ZM95 206V208H96V205H94ZM134 206V207H133ZM234 207V208H231V207ZM256 206V207H255ZM53 208H54V206H52ZM58 207H60V206H58ZM98 207V206H97ZM99 207H100V205H99ZM155 207H156V209H155ZM64 208V209H65ZM68 208V207H67ZM107 208H109L108 210H107ZM117 208H118V206H117ZM121 208V207H120ZM252 208V209H253ZM10 209H11V207H10ZM58 209V208H57ZM103 210H104V208H102ZM126 209V208H125ZM140 209H142L141 207H140ZM226 209H228L229 211H226L225 213L223 212V211H225ZM230 209H234V210H232V211H230ZM54 210H55V208H54ZM67 210V209H66ZM69 210V209H68ZM104 210V211H105ZM114 210V209H113ZM124 210V209H123ZM138 210V209H137ZM249 210H251V209H249ZM249 210H247V212L249 213ZM7 211H10V210H7ZM60 211V210H59ZM141 211V210H140ZM160 211V210H159ZM164 211H166V210H164ZM254 211V210H253ZM47 212H49V210L47 211ZM51 212V215H52V211H50ZM99 212H101V211H99ZM103 212V211H102ZM112 212H114V211H112ZM117 212V210L114 212V214ZM121 211H119L118 213H120ZM133 212V213H132ZM139 212V211H138ZM241 212V211H240ZM242 212H243V210H242ZM241 212V213H242ZM245 212V211H244ZM252 212V210L250 211V213ZM66 213V212H65ZM105 213V212H104ZM118 213H116V214H118ZM142 213L144 214V211H142ZM152 213H154V214H157V216H155L154 214V216L155 217H157V222H158V224H156L157 222H156V220L153 222V220L151 221V218L153 217V215H152ZM241 213H239V215L238 216H241V215H243V214H241ZM14 214V213H13ZM101 214V213H100ZM103 214V213H102ZM114 214L112 215V217L114 218ZM115 214V215H116ZM241 214V215H240ZM244 214H246V212L244 213ZM8 215V214H7ZM12 215V214H11ZM53 215H54V213H53ZM119 215V214H118ZM118 215H116L117 217H118ZM138 215V214H137ZM142 215V214H141ZM141 215L140 216H138V217H140V218H142L141 217ZM145 215V214H144ZM143 215V217H145ZM147 215H148V217H147ZM14 216V215H13ZM56 216V215H55ZM55 216L53 217V218H55ZM61 216V215H60ZM66 216H67V214H66ZM100 216H102V215H100ZM104 216V215H103ZM149 216L151 217L150 218V220L148 219L149 218ZM223 216V217H224ZM231 216V215H230ZM12 217V216H11ZM63 217V216H62ZM61 217V218H62ZM72 217H73V215H72ZM107 217H109V215H107ZM111 217V216H110ZM112 217H111V219H112ZM130 217V216H129ZM133 217V216H132ZM138 217H136V218H134V220L135 219H137ZM242 217V216H241ZM240 217V218H241ZM7 218V217H6ZM57 218V217H56ZM55 218V219H56ZM68 218L69 217H67V220L65 221V222H67L68 221ZM78 218V217H77ZM100 218V217H99ZM103 218V217H102ZM104 218H105V216H104ZM228 218V217H227ZM239 217H237L236 219H237V221L235 220V224L236 225H238L240 222H241V219H240ZM243 218V217H242ZM244 218H245V215H244ZM243 218V219H244ZM1 219V218H0ZM9 219V218H8ZM55 219H54V221H55ZM57 219H59V218H57ZM94 219V218H93ZM115 219V218H114ZM117 219V218H116ZM132 219V218H131ZM153 219H155L154 217H153ZM218 219H220L219 221H218ZM3 220V219H2ZM14 220V219H13ZM61 220V219H60ZM64 220H65V218H64ZM69 220H70V223H71V219L69 218ZM72 220H75V218L74 219H72ZM78 220V219H77ZM96 220V219H95ZM103 220V219H102ZM107 220V219H106ZM109 220V219H108ZM127 220H128V218H127ZM138 220H139V218H138ZM10 221H11V219H10ZM59 221V220H58ZM76 221V220H75ZM74 221V222H75ZM79 221H81V218H80V220ZM84 221V220H83ZM97 221H99L100 222V220L98 219ZM142 221V220H141ZM216 220H214V222H215ZM3 222H4V220H3ZM8 222V221H7ZM56 222V221H55ZM62 222V221H61ZM64 222V221H63ZM77 223H78V221H76ZM85 222V221H84ZM86 222H89V221H86ZM112 222H113V219H112ZM111 222V223H112ZM131 222H133V221H131ZM131 222H129V223H131ZM149 222V223H148ZM211 222V223H210ZM217 222H215L214 224H216ZM221 222V223H220ZM14 223V222H13ZM72 223H73V221H72ZM80 223H82V221L80 222ZM79 223V224H80ZM90 223V222H89ZM103 222H101V224H102ZM107 223H108V221H107ZM111 223H110V225H111ZM115 223H116V220H115ZM133 223H135V222H133ZM152 223H154V224H156V226H157V229H153L154 227H156V226H153L152 225ZM209 223H210V226H208L209 225ZM2 224V223H1ZM8 224H9V222L7 223V226H8ZM11 224H12V221H11ZM11 224H9V225H11ZM68 224V223H67ZM75 224V223H74ZM78 224V225H79ZM86 224V223H85ZM100 224V225H101ZM4 225V224H3ZM5 225H6V223H5ZM13 225H15V224H13ZM63 225V224H62ZM66 225V224H65ZM77 225V224H76ZM81 225V224H80ZM99 225V226H100ZM109 225V224H108ZM107 225V227H109ZM133 225V224H132ZM217 225V224H216ZM215 225V230L216 229H218V227L220 226H216ZM236 225H234V226H236ZM12 226V225H11ZM52 226V225H51ZM72 226V225H71ZM82 226H84L83 225V223H82ZM88 226H90V225H88ZM87 226V227H88ZM103 226H104V224H103ZM106 226V225H105ZM112 226V225H111ZM115 226V225H114ZM113 226V227H114ZM116 226H118V225H116ZM127 227L126 228H128L129 227V225L127 224L126 225ZM131 226V225H130ZM139 226H141V224H139ZM153 226V227H152ZM223 226V225H222ZM17 227V226H16ZM53 227V226H52ZM52 227H51V229H52ZM55 227V226H54ZM60 227H61V225H60ZM86 227V228H87ZM139 228L138 230L136 229V228ZM205 227H210L209 229H207V228H205ZM221 227V226H220ZM6 228V227H5ZM4 228V229H5ZM13 228V227H12ZM20 228V227H19ZM50 228V227H49ZM56 228H57V226H56ZM56 228H54L55 230H56ZM64 228V227H63ZM72 228V227H71ZM77 228H79V227H77ZM83 228V227H82ZM81 228V229H82ZM85 228V229H86ZM131 228H132V226H131ZM131 228H128L129 230H132ZM151 228H152V230H151ZM9 229V228H8ZM8 229H7V231H8ZM16 229V228H15ZM14 229V230H15ZM53 229V230H54ZM74 229H75V227H74ZM74 229H72V231L74 232L75 230ZM89 229H92L91 227L89 228ZM121 230H124L125 229V227L122 229V226H121V228H120ZM119 228H118V230H120ZM206 229H207V231H206ZM6 230V229H5ZM10 230V229H9ZM22 230V229H21ZM53 230H52V232H53ZM59 230V229H58ZM57 230V231H58ZM79 230V229H78ZM77 230V231H78ZM82 230H84V229H82ZM100 230V229H99ZM107 230V229H106ZM109 230V229H108ZM107 230V231H108ZM111 230H113V228L111 229ZM110 230V231H111ZM114 230H115V228H114ZM117 230V229H116ZM117 230V231H118ZM120 230V231H121ZM127 230V229H126ZM126 230H125V232H124V234L126 233ZM136 230H137V232H136ZM6 231V232H7ZM17 231H19V230H17ZM23 231V233H24V230H22ZM62 231V230H61ZM80 231V230H79ZM78 231V232H79ZM85 231V230H84ZM110 231H108V232H110ZM154 231H156V233L154 232ZM157 231L159 232V233H157ZM9 232V231H8ZM13 232V231H12ZM29 232V231H28ZM27 232V234H29ZM49 232H51V230L50 231H48V234H50ZM92 232H94V229H93V231ZM102 232V231H101ZM106 232V231H105ZM104 230H103V235H104ZM114 232H116V231H113V232H110L109 234H111V233H114ZM127 232H129V235H130V231H128L127 230ZM154 232V233H153ZM201 232H203V233H201ZM58 233V232H57ZM60 233V232H59ZM63 233V232H62ZM65 233V232H64ZM63 233V234H64ZM81 233H83V231L81 232ZM89 233H91V231L90 232H88V234ZM97 233H99L100 234V231H97ZM117 233V232H116ZM200 233V234H199ZM6 234V233H5ZM5 234L3 233V237L5 238ZM8 234V233H7ZM6 234V235H7ZM54 234H55V232H54ZM79 234V233H78ZM94 234V233H93ZM98 234V235H99ZM106 234V233H105ZM119 234H121V235H123V233L121 232H119ZM132 234V235H133ZM156 234V235H155ZM205 234V235H204ZM9 235V234H8ZM7 235V236H8ZM20 235V234H19ZM18 235V236H19ZM23 235V234H22ZM22 235H20V236H22ZM26 235V234H25ZM24 235V236H25ZM34 235V234H33ZM52 235V234H51ZM56 235H59V234H56ZM65 235H67V234H65ZM64 235V236H65ZM118 235V234H117ZM126 236L128 235V234H125ZM204 235V236H203ZM208 235V236H207ZM1 236V235H0ZM10 236V235H9ZM19 236V237H20ZM29 236V235H28ZM37 236H38V234H37ZM40 236V235H39ZM72 236V235H71ZM78 236V235H77ZM91 236H92V234H91ZM90 236V237H91ZM100 236V235H99ZM99 236H98V238H99ZM102 236V235H101ZM113 236V235H112ZM119 237H120V235H118ZM117 236V237H118ZM2 237V238H3ZM12 237V236H11ZM33 237V236H32ZM48 237V236H47ZM56 237V236H55ZM59 237H61V236H59ZM58 237V238H59ZM73 237V236H72ZM72 237H71V239H72ZM81 237H82V235H81ZM94 239H92V238H90V239H92V240H95L96 238H97V236H92ZM104 237V236H103ZM7 238V237H6ZM13 238H15V237H13ZM12 238V239H13ZM16 238H17V235H16ZM21 238V237H20ZM25 238V237H24ZM35 238H37L38 239V237H35ZM49 238V237H48ZM50 238H52V237H50ZM53 238H54V236H53ZM52 238V239H53ZM69 238V237H68ZM84 238V237H83ZM105 238V237H104ZM107 238V237H106ZM112 238V237H111ZM123 238V237H122ZM122 238H120V239H122ZM128 238H130V237H128ZM8 240H9V238H7ZM26 239H28V238H26ZM37 239H35V241H37ZM43 239V238H42ZM61 239H63V237L61 238ZM90 239H88V241L90 240ZM103 239V238H102ZM118 239V238H117ZM14 240V239H13ZM25 240V239H24ZM65 240V239H64ZM84 240V239H83ZM99 241H102L101 240V238L100 239H98ZM104 240H106V239H104ZM112 240V239H111ZM128 240V239H127ZM205 240H207V238L205 239ZM3 241H5V240H3ZM19 240H17L16 239V243L18 242ZM22 241V240H21ZM20 241V242H21ZM33 241H34V239H33ZM39 241H42V240H39ZM47 241V240H46ZM59 241H61V240H59ZM59 241H56V243H59ZM71 241V240H70ZM74 241H76V240H74ZM106 241H108V240H106ZM110 241V240H109ZM109 241H108V243H109ZM113 241H115L114 239H113ZM117 241V240H116ZM124 241V240H123ZM19 242V243H20ZM51 242V241H50ZM49 242V244H51ZM63 242V241H62ZM90 242V245L87 247V246H85V247H87L88 249L85 251V253L84 252H82L83 254H84V257H82V258H84V259H82L81 261H80V264H115V263H111V262H113V260L115 259V256H116V251H117V244L115 243L114 245H109V244H107L106 245V243L104 244V242L102 241V242H99V244H98V241L96 240V241H89ZM88 242V243H89ZM111 242V241H110ZM121 242H122V240H121ZM19 243H17L18 245H19ZM39 243V242H38ZM41 243V242H40ZM46 243V242H45ZM64 243V245H65V242H63ZM62 243V244H63ZM78 243V242H77ZM84 243H86V239H85V242ZM101 243H103V244H101ZM118 243V242H117ZM126 243V242H125ZM214 243V242H213ZM215 243H216V241H215ZM14 244V243H13ZM22 244V243H21ZM60 244V243H59ZM71 244H73L72 242H71ZM82 244V243H81ZM101 244V245H100ZM113 244V243H112ZM122 244V243H121ZM5 245V244H4ZM8 245V244H7ZM15 245V244H14ZM40 245V244H39ZM42 245V244H41ZM43 245H45V244H43ZM53 247H54V242H53ZM58 245V244H57ZM56 245V246H57ZM61 245V244H60ZM70 245V244H69ZM116 245V246H115ZM120 245V243L118 244V246ZM125 245V244H124ZM127 245H125L124 246V249H125V247L127 246ZM9 246V245H8ZM26 246V245H25ZM35 246V245H34ZM45 246H47V245H45ZM55 246V247H56ZM59 246V245H58ZM66 246V245H65ZM74 246H76V244L74 243ZM78 247H79V244L77 245ZM205 246H208V247H205ZM71 247H72V245L71 246H69V248L71 249ZM77 247V248H78ZM83 247V246H82ZM84 247V248H85ZM116 247V251H114V248ZM10 248H11V246H10ZM23 248V247H22ZM35 248V247H34ZM59 248H61V247H59ZM58 248V249H59ZM68 247H66V248H62L63 250L65 249L66 251L68 250V252H69V248L67 249ZM72 248H75V247H72ZM123 248V247H122ZM122 248H118V250L119 249H121L122 250ZM21 249V248H20ZM24 249V248H23ZM26 249V248H25ZM57 249V248H56ZM62 249H61V251H62ZM86 249V248H85ZM125 249V250H126ZM11 250V249H10ZM17 251H18V249H16ZM42 250V249H41ZM44 250H45V248H44ZM65 250H64V252H65ZM73 250V249H72ZM77 250V249H76ZM80 250V249H79ZM83 250V249H82ZM6 251V250H5ZM71 251V250H70ZM122 251H124V250H122ZM129 251H127V252H129ZM16 253L14 250L11 252L10 251V253ZM20 252V251H19ZM26 252H27V250H26ZM25 252V253H26ZM29 252V251H28ZM27 252V253H28ZM59 252V255H60V251H58ZM63 252V251H62ZM75 252H77V251H75ZM75 252H74V254H75ZM80 252V251H79ZM13 253V254H14ZM23 253V252H22ZM44 254H46L45 252H43ZM119 253H120V255L122 254L121 252H120V250H119V252H118V255H119ZM17 254H19L20 255V253H17ZM64 254H66V252L64 253ZM132 254V255H131ZM134 254V255H133ZM82 255V254H81ZM81 255H79V257L81 256ZM29 256V258H30V254L28 255ZM35 256H37V255H35ZM41 256V255H40ZM43 256V255H42ZM41 256V257H42ZM45 256H48V255H45ZM44 256V257H45ZM66 256V255H65ZM73 256H75L76 258H77V256H76V254L75 255H73ZM17 257H18V255H17ZM17 257L15 256V258L17 259ZM26 257V256H25ZM70 257V256H69ZM118 257H120V256H118ZM14 258V257H13ZM20 258V257H19ZM23 258H24V256H23ZM33 258H35V257H33ZM43 258V257H42ZM46 258V257H45ZM48 259H49V257H47ZM46 258V259H47ZM62 258H65V257H63L62 256ZM66 258H68V255H67V257ZM72 258V257H71ZM81 258V257H80ZM122 258V257H121ZM129 258V257H128ZM39 259V258H38ZM44 259V258H43ZM46 259H45V261H46ZM116 259L119 261V259L116 257ZM135 259H136V261H137V257H135ZM186 259H188L189 261L187 262V260ZM15 260V259H14ZM19 260V259H18ZM24 261H28L29 259H23ZM35 260V259H34ZM64 260V259H63ZM69 260V259H68ZM73 260H77V259H74L73 258ZM73 260H72V262H73ZM117 260H116V262H117ZM121 261H122V259H120ZM20 261H21V259H20ZM19 261V262H20ZM42 261H44V260H42ZM44 261V262H45ZM49 261V260H48ZM78 261V260H77ZM124 261V260H123ZM128 262V263H130V264H132L131 262ZM141 261V260H140ZM139 261V262H140ZM21 262H23V261H21ZM41 262V261H40ZM120 262V261H119ZM125 262V261H124ZM126 262V263H127ZM138 262V261H137ZM142 262H141V264H142ZM17 263H18V261H17ZM29 263V262H28ZM47 263V262H46ZM74 264H75V262H73ZM72 263V264H73ZM78 264H79V262H77ZM39 264V263H38ZM42 264H44V263H42ZM48 264V263H47ZM69 264H71V261H70V263ZM117 264H119V263H117ZM121 264V263H120ZM134 264H137V263H135L134 262Z\"/></svg>","mask_w":264,"mask_h":264}]
</instances>
